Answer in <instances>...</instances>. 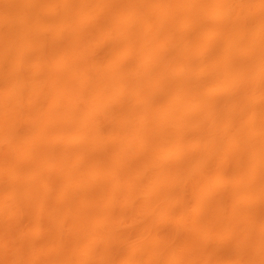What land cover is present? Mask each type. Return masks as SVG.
<instances>
[{
  "label": "bare ground",
  "instance_id": "6f19581e",
  "mask_svg": "<svg viewBox=\"0 0 264 264\" xmlns=\"http://www.w3.org/2000/svg\"><path fill=\"white\" fill-rule=\"evenodd\" d=\"M2 1V0H1ZM0 1V2H1ZM40 1V5H42L43 3H45L44 7L48 9V7L50 5H53V1L52 0H5L3 3H5V5H15L17 4L19 10L22 9L25 10L23 7H27L30 8L31 6L33 7L34 2ZM66 1V0H65ZM75 1V0H74ZM73 1V2H74ZM77 1V0H76ZM250 1V0H249ZM41 2H43L41 4ZM53 2V3H52ZM60 2V1H59ZM72 2V4H73ZM79 2L78 6L76 7L74 5V7L76 8H61L63 9L61 13L58 14V12H56L55 10L52 11V7L50 12L48 15L51 16V20L52 22H54L57 19H61L63 18L62 16L68 17L67 20L69 19V17H77L80 16L83 20L86 18L84 17L85 12L84 9L86 11V9H88V5L86 4L88 1L87 0H80L77 1ZM98 2L103 6H104L110 10L113 9V7H117L118 6H129L130 8H132V10H135L136 12H138L141 15H138L139 17L141 16V18H138L136 24H137V28L138 31L136 29V32H138L139 37H141L140 35H143V33H147V34H151L154 33V35H157V37L159 39L163 38L165 41H170L171 39H177L178 35H181V38L184 39L185 42V47L183 49H180L178 47H173L176 46V44H166L165 46L168 47L170 46L173 49V52H175V55L178 54V56H181L184 61L183 63L186 61L189 65H191L192 63H200L201 60H207V62H213L214 65V69L217 72H210L209 74V78H211V80L213 81V78L217 77L214 80L217 81H221L222 83H225L226 81L224 79H222L219 76V72L221 73L220 69H224V68H229L232 70V72L235 70H243V69H248L250 66V64H254L255 62H259V64H262L264 61V29L263 26L260 25L259 28L256 29V31H252L253 33V39L248 38L247 36H245V32L247 33V30L250 29V25L249 27L247 26L248 24V18L249 17H245L244 16V12L242 7L245 6V2L243 0H162L160 2V4L156 7H152L150 5L151 0H146L145 2L143 0H98ZM144 2V3H143ZM260 2V1H259ZM257 2V3H259ZM12 3V4H11ZM64 3V2H63ZM76 3V2H75ZM93 3V1H92ZM95 3V2H94ZM93 3V5H94ZM154 3H156V1H154ZM61 4V2H60ZM68 4V3H67ZM89 4V3H88ZM250 4V2H249ZM248 4V5H249ZM253 4V3H252ZM262 6L264 5V0H262ZM37 5V4H36ZM58 5V4H57ZM87 7H86V6ZM100 5V7H101ZM157 5V4H156ZM247 5V4H246ZM2 6V4L0 5ZM16 6V5H15ZM16 6V8H17ZM66 6V5H65ZM68 6V5H67ZM71 6V5H70ZM92 5H90L91 7ZM96 6V5H95ZM98 6V5H97ZM154 6V5H153ZM260 6V4H259ZM257 6V7H259ZM4 7V6H2ZM1 7V8H2ZM10 7V6H9ZM13 7V6H12ZM40 7V6H39ZM72 7V6H71ZM94 7V6H93ZM249 7V6H248ZM256 7V9H257ZM26 8V9H27ZM36 9V7H33ZM32 8V9H33ZM41 8V7H40ZM44 8V9H45ZM101 8V9H103ZM112 8V9H111ZM116 8V9H117ZM122 9V7H120ZM129 8V10H130ZM245 8V7H244ZM13 9V8H12ZM83 9V10H82ZM98 9V8H96ZM125 9V8H124ZM128 9V8H127ZM249 9V12L247 11V13H251L250 9L251 7L247 8ZM8 10V9H5ZM18 10V11H19ZM88 10H91L88 9ZM93 10V9H92ZM246 10V9H244ZM14 11V10H13ZM16 11V10H15ZM30 11V10H27ZM44 12V10H41ZM61 11V10H60ZM99 11V10H98ZM107 11V10H106ZM109 11V10H108ZM261 11V10H260ZM20 12V11H19ZM26 12V11H25ZM46 13L49 12L45 11ZM88 12V11H87ZM96 12V11H95ZM123 12V11H122ZM133 12V11H132ZM6 13V12H5ZM24 13V12H23ZM98 13V12H97ZM121 13V12H120ZM126 13V12H125ZM130 13V11H129ZM4 14V13H3ZM11 14V13H10ZM17 14V13H16ZM25 14L23 15V17H25ZM88 14V13H87ZM90 14V13H89ZM95 14V13H94ZM102 14V13H101ZM112 12H110L109 14H104V24L106 26L104 27H109L112 25H117L116 24V20L115 18L113 19L111 16ZM164 14V17H162ZM246 14V13H245ZM9 15V14H8ZM33 15V14H32ZM42 15V14H41ZM123 15V14H122ZM132 15V14H131ZM130 15V16H131ZM136 15V14H135ZM134 15V16H135ZM248 15V14H247ZM252 15V14H251ZM254 15H259V14H254ZM262 15V14H261ZM264 15V14H263ZM50 16H48L50 18ZM89 16V15H88ZM100 16V15H99ZM102 16V15H101ZM115 16V15H114ZM113 16V17H114ZM119 16V15H118ZM117 16V17H118ZM128 16V15H127ZM6 17H8L6 15ZM5 17V18H6ZM11 17V16H10ZM14 17V16H12ZM23 17L20 16V18L18 19V21L14 22V29L15 31H19V29H21L20 31H22L23 28H25L22 33H25L26 31H28L26 28L29 27L26 25L28 24L27 22L28 19L26 20V22L24 21L25 19H23ZM44 17V16H43ZM42 17V18H43ZM262 17V16H261ZM22 18V19H21ZM28 18V17H27ZM31 18V17H30ZM70 18V19H71ZM74 18V17H73ZM72 18V19H73ZM92 18V16H91ZM94 18V16H93ZM122 20V17H120ZM130 18V17H129ZM132 18V17H131ZM163 18V19H162ZM252 18V17H251ZM47 19V18H45ZM80 19V18H79ZM81 19V20H82ZM89 18H87L88 20ZM98 19V18H95ZM94 19V20H95ZM125 19V18H124ZM255 19V18H253ZM252 19V20H253ZM264 18H260L258 20V24H260L261 22H263ZM13 20V19H12ZM34 20V19H33ZM76 20L75 18L73 19V21ZM86 20V19H85ZM119 20V18H118ZM135 20V19H134ZM151 20H154V25L152 24ZM60 21V20H59ZM62 21V20H61ZM72 21V23H73ZM101 20L98 21V23H100ZM42 22V21H41ZM46 22V21H45ZM43 22V23H45ZM50 22V21H49ZM58 21H55V23ZM65 21H63L64 23ZM68 23H70L69 21H67ZM80 23V21H78ZM121 22V21H120ZM250 22V20H249ZM255 22V24H256ZM32 23V22H31ZM59 23V22H58ZM62 23V24H63ZM82 23V22H81ZM84 23V22H83ZM86 23V22H85ZM128 23V22H127ZM135 23V22H134ZM49 24V23H48ZM47 24V25H48ZM52 24V23H50ZM66 24V23H65ZM75 26L76 25V21H75ZM90 24V23H89ZM88 21H87V25ZM92 24V22H91ZM254 23L252 25H254L253 28H256V25ZM263 24V23H262ZM13 25L10 27V29L13 27ZM54 24H52L53 26ZM84 25V24H82ZM119 25H121L119 23ZM132 25V24H131ZM42 26V25H41ZM49 26V25H48ZM47 26V27H48ZM62 26V25H61ZM66 26H68L66 24ZM79 26V25H78ZM94 26V25H92ZM122 26V25H121ZM119 26V27H121ZM44 27V26H43ZM51 27V26H49ZM65 27V26H64ZM62 27V28H64ZM74 28V25L72 26ZM71 27V28H72ZM84 27V26H82ZM91 27V26H90ZM89 27V28H90ZM103 27V26H102ZM125 27V26H124ZM135 27V26H134ZM143 27L145 29V32H143ZM5 29V27H3ZM30 28V27H29ZM32 28V27H31ZM38 30H35L34 32L41 35L43 34L44 31L41 30V27L39 28V26L37 27ZM77 28V27H76ZM93 28V27H92ZM126 28V27H125ZM133 28V27H132ZM131 28V29H132ZM209 28L210 30H214L216 31L215 36L207 41V40H203L202 39V31L204 29ZM252 28V27H251ZM2 29V28H1ZM13 29V28H12ZM46 29V28H45ZM54 29V28H53ZM58 29V28H57ZM80 29V27H79ZM82 29V28H81ZM88 29V28H87ZM107 29V28H106ZM119 29V28H118ZM124 29V28H123ZM49 30V29H48ZM56 30V29H55ZM62 30V29H61ZM73 30V29H72ZM86 30V29H85ZM92 30V29H91ZM105 30V29H104ZM126 30V29H124ZM254 30V29H252ZM8 31V30H7ZM11 31V30H10ZM14 30H12L13 32ZM14 31V33H15ZM52 31V30H51ZM74 31V30H73ZM110 31V30H109ZM121 31V30H120ZM206 31V30H204ZM249 31V30H248ZM11 32V33H12ZM33 32V30H32ZM31 32V33H32ZM50 32V31H49ZM75 32V31H74ZM87 32V31H86ZM105 32V31H104ZM130 32V30L128 31ZM11 33L9 32V36L11 35ZM21 33V32H19ZM16 32V34H19ZM21 33V34H22ZM27 33V32H26ZM23 34L24 36H28L30 34V32L28 31V35L27 34ZM48 33V32H47ZM82 33V32H80ZM93 33V32H92ZM127 33V32H126ZM213 33V32H212ZM211 33V34H212ZM250 33V32H249ZM4 34V33H3ZM6 34V33H5ZM13 34V33H12ZM20 34V37H21ZM36 34V35H37ZM57 34V33H56ZM114 34V33H113ZM125 34V33H124ZM134 34H135V30H134ZM137 34V33H136ZM146 34V35H147ZM205 34V33H204ZM203 34V35H204ZM209 33H207L208 35ZM1 35V34H0ZM8 35V34H7ZM14 35V36H13ZM13 37H16L15 34H13ZM22 35V36H23ZM62 35V34H61ZM79 35V34H78ZM93 35V34H92ZM117 35V34H116ZM122 35V34H121ZM206 35V36H207ZM214 35V34H213ZM5 36V35H4ZM8 36V37H9ZM11 36V37H12ZM19 36V35H17ZM25 36V37H26ZM49 36V35H48ZM59 36V35H58ZM71 36V35H70ZM73 36V35H72ZM136 36V35H135ZM138 36V35H137ZM136 36V37H137ZM151 36V35H150ZM149 36V37H150ZM153 36V35H152ZM202 36V37H201ZM252 36V35H251ZM12 37V38H13ZM19 37V38H20ZM24 37V38H25ZM45 37V35H44ZM78 37V36H77ZM99 37V36H98ZM135 37V38H136ZM205 37V36H204ZM2 38V37H0ZM11 38V39H12ZM23 38V39H24ZM30 38V37H29ZM43 38V37H42ZM42 38L39 40V42L42 41ZM68 38V37H67ZM134 38V37H133ZM133 38L128 37L127 35H123L119 38H114V39H110L111 44L109 46H111L114 43H119L123 49H125L122 53L123 58H126L125 61L124 59L123 62L121 63H117V64H121L118 68L117 71L118 73L122 72L125 73V76H128L129 74H132V80H133V84L135 85L134 88L137 89V91L133 92L134 89L132 87V93H134V96H140L141 99L143 97V95H147L144 100H138L133 104H138V106L140 105L142 108L146 105L148 106L151 110L150 112L148 111L149 108L145 107V112L143 114V116L141 117V119L137 122L138 124V129H137V133L133 132V134H138L135 136H127L126 138H124V133H123V138L118 142L119 146L121 149H126L128 146L130 147L132 144L135 145H141L139 147L138 150H132L134 152H132L130 155H128V153H126L128 156L124 155L125 159H123L122 163L124 164V167L126 168L125 171H122L124 169H119L118 172H116V174L113 175V177H110L109 179H104L102 181H95L94 180L92 182H87V179H85V176L81 174V172L78 173V171L81 169L78 168H69L68 165V161L66 159L67 155L70 153H73L70 148L73 147L74 144H76V142L69 140V135L70 133L67 132V136L65 135V138H63L62 142H58V140L56 142L53 141L52 138V134H56L57 132H61L63 130V132H66V129L69 128L68 125H64L63 123L61 124L64 127H59L58 128V124H60L59 120L64 119L66 116V111H68L69 108H71V103L74 105V107H72V111L75 112V117H73V122L71 121V123L69 125H71V128H73V133L75 132H79L84 130L85 132L88 133V131H91L94 129L93 127V120L96 119V117L93 119L91 118L92 116L89 115L90 112L88 113V111L86 112V109H82L80 108V111L83 112L79 114V108L76 109L77 107H75L76 103L78 102L77 100H79L77 96L72 95L73 98L77 100H75V102H72L71 98L68 97V101L66 100L67 95H71L72 93L70 92L72 89H70L71 87V81L70 82V78H73L75 81V76L76 74H78L77 72H75V68L78 64L81 65L82 62L86 63L89 62L90 57L93 58V55L95 54V52L92 55H89V53H87V59L86 56L84 55L82 57V55H79L78 51H76L75 44L73 43V38L70 39H66V45L67 48L71 50L68 55H67V59L69 61L65 62L62 61L63 63L65 62V65L62 67V70L60 69L59 73H63L65 81H67V83H63V87L61 85V87L57 90L64 96V100H63V106L62 104L60 106L56 107L57 112L61 115L57 113L54 115L50 114L48 115V117H46L45 121L43 119H41L37 114V120L34 119L36 118L34 115V120H36V122L38 121H42L44 123V126L47 125L48 127V131H51V138L48 137V135L45 134V136H47L46 141H42L39 143H34L31 144L32 146H36V153L37 151L40 150V148L45 147L48 148V155H52V158H59V160H51L52 164H54V167L52 165L51 167V163L48 164L50 165V168L53 169H57L55 168L58 167V173H71V175H75V177H71L73 179H75V184H77L78 189L77 193H73L72 189L71 192L73 194H69L68 196L65 197H61L62 199H60V203H62V205H60V211L62 208V214H66V219L63 221L62 223V228L61 230L56 233L59 237L60 240V245H59V250H58V257L57 258H63L65 261V264H87V256L89 257H93L94 254L98 255L99 251H105L106 254L109 257H113L112 255L115 256V263H123L125 262V260L123 261V259H126V262L123 264H227L225 261V257H230L233 260V264H264V230L259 228V222L261 221V217L260 215L262 214L261 212L264 210V205L263 204H259V199L264 198V190H258L257 188H264V116H262V114L264 113V82H258L256 83V85L254 84L253 87H251L253 85V83H251L252 81H249V79H247L249 82H247L245 80V77L243 78L247 84V86L250 88L251 90H260L262 89L261 93H259L257 95L256 91H255V95L254 93H252L253 98L246 97L244 94V99H240V95L239 92L240 90H242L243 88H245L243 85L240 86L239 84L235 83L234 81H232L234 79H230L229 80V93H225L227 89H225V85L223 87V89H225L224 91L219 90V91H213L210 92L208 90L207 87H204L205 89H203V91H195V87H197V90H199L200 88H198L197 84L199 83L200 78L197 77L196 75H191V73L193 72V70H191L188 66L187 70L190 69V71H181L179 73H173L171 79L169 80V82L166 83L167 85H173V84H178L181 85L183 89H180V93L186 92V99H184V101H182L180 103V100H170L167 96L168 92L167 91H162L158 90L157 91H152L150 94H148V87L146 88L145 85H147L146 82H144V80H148L151 79L153 77H157L158 78V74L160 73L157 71V66L153 65L152 62L149 63L146 60V55L149 53V50H153V43L155 39L151 40L149 38L142 40L141 42H138V45H133L132 42L134 41ZM152 38V37H151ZM210 38V37H209ZM33 39V36H32ZM72 39V40H71ZM88 39V38H87ZM91 39V38H90ZM103 39V38H102ZM105 39V37H104ZM175 39V40H176ZM208 39V38H207ZM240 39L244 40L246 42H248L249 44L254 43L255 47L253 48V55L251 54V58L249 60H245L243 58V56L241 55V53L239 52V47H240ZM3 40V39H1ZM15 40V38H14ZM76 40V38H75ZM84 40V39H83ZM97 40V39H96ZM138 40V39H137ZM163 40V41H164ZM174 40V41H175ZM249 40V41H247ZM13 41V39H12ZM32 41V40H29ZM36 41V40H35ZM46 41V40H43ZM42 41V42H43ZM64 41V40H63ZM136 41V39H135ZM134 41V42H135ZM38 42V43H39ZM41 42V43H42ZM78 42V41H77ZM75 42V43H77ZM182 42V41H181ZM195 42V43H194ZM4 43V42H3ZM10 43V42H9ZM14 43V42H13ZM12 43V44H13ZM25 43V42H24ZM64 43V42H63ZM109 43V42H108ZM137 42H135L136 44ZM157 43V42H156ZM159 43V42H158ZM197 43V44H196ZM19 44V42H18ZM21 44V43H20ZM35 44V43H34ZM105 44V43H104ZM130 44H132V46L130 47ZM160 44V43H159ZM162 44V43H161ZM195 44V45H194ZM242 44V41H241ZM244 44V43H243ZM246 44V43H245ZM32 45V44H31ZM47 45V44H46ZM45 45V46H46ZM50 45V44H49ZM61 45V44H60ZM118 45V44H117ZM152 48H151V46ZM1 46V45H0ZM42 46V44L40 45ZM114 46V45H113ZM155 46V45H154ZM164 46V45H163ZM162 46V47H163ZM242 46V45H241ZM250 46V45H249ZM14 47V46H13ZM16 47V46H15ZM120 47V46H119ZM130 47V48H129ZM161 47V46H160ZM187 47H189L187 49ZM247 47V46H246ZM7 48V47H4ZM26 48V46H25ZM109 48V47H108ZM112 47H110L111 49ZM156 48H159V46ZM169 48V47H168ZM207 48V49H206ZM248 48V47H247ZM20 49V48H18ZM24 49V47H23ZM46 49V48H45ZM241 49V48H240ZM244 49V48H243ZM246 49V48H245ZM8 50V49H7ZM17 50V49H16ZM27 50V49H26ZM64 50V51H65ZM121 50V49H120ZM156 50V49H155ZM202 50V51H201ZM242 50V49H241ZM249 50V49H248ZM9 51V50H8ZM40 51V49H39ZM91 51V50H90ZM158 52H160L159 50H157ZM201 51V52H200ZM252 51V50H251ZM5 52V51H4ZM12 52V51H11ZM34 52V51H33ZM86 52V51H85ZM92 52V51H91ZM146 52H148L146 54ZM157 52V53H158ZM163 52V50H162ZM165 52V50H164ZM13 53H15L13 51ZM21 54L25 53V51H21ZM19 53V54H20ZM27 53V52H26ZM43 53V52H42ZM45 53V52H44ZM112 54V52H110ZM114 53V52H113ZM119 53V52H118ZM161 53V52H160ZM159 53V54H160ZM221 54V58L222 56H225V61L220 63L218 62V56ZM245 53V52H244ZM16 54V53H15ZM29 54V53H27ZM58 54V53H57ZM61 54V53H60ZM85 54V53H84ZM103 54V53H102ZM101 54V55H102ZM224 54V55H222ZM243 54V53H242ZM18 55V54H17ZM43 55V54H42ZM59 55V54H58ZM89 55V57H88ZM115 55V54H114ZM121 55V54H120ZM150 55V54H149ZM164 55V54H163ZM167 55V54H166ZM164 55L162 57V59H164L163 62H165V59L167 58V56ZM249 55V54H248ZM4 56V55H3ZM10 56V55H9ZM16 56V55H15ZM23 56V55H20ZM19 56V57H20ZM30 56V55H29ZM36 56V55H35ZM41 56V54H40ZM44 56V55H43ZM95 56V55H94ZM97 56V55H96ZM112 56V55H111ZM153 56V55H152ZM246 56V54H245ZM1 57V56H0ZM7 57V56H6ZM83 59H82V58ZM149 57V56H147ZM151 57V56H150ZM175 57V56H174ZM248 57V56H247ZM250 57V55H249ZM18 58V56L16 57V59ZM30 58V57H29ZM96 58V57H94ZM161 58V55H160ZM14 59V58H13ZM45 59V58H44ZM84 59H86L84 61ZM89 59V60H88ZM118 59V60H119ZM149 59V58H148ZM1 60V59H0ZM65 60V59H64ZM114 60V58H113ZM161 60V59H160ZM167 60H169L167 58ZM180 60V59H178ZM17 61V60H16ZM20 61V60H19ZM30 61V60H29ZM33 61V60H32ZM36 61V60H34ZM38 61V60H37ZM46 61V60H45ZM54 61V60H53ZM52 61V62H53ZM60 61V58H59ZM82 61V62H81ZM93 61V59L91 60ZM116 61V60H115ZM215 61V62H214ZM223 61V59H222ZM10 62V61H8ZM155 62V61H154ZM174 62V61H173ZM172 62V63H173ZM179 62V61H178ZM206 62V61H205ZM204 62V63H205ZM218 62V63H216ZM262 62V63H260ZM19 63V62H17ZM16 63V64H17ZM34 63V62H33ZM84 63H82L84 65ZM160 63V62H159ZM169 63V62H168ZM208 63H206L208 65ZM6 64V63H5ZM10 64V63H9ZM22 64V63H21ZM62 64V63H61ZM111 64V63H110ZM109 64V65H110ZM115 64V63H114ZM113 64V65H114ZM155 64V63H154ZM164 64V63H163ZM162 64V65H163ZM182 64V63H181ZM256 64V63H255ZM19 65V64H18ZM29 65V64H28ZM37 65V64H36ZM42 65V64H41ZM158 65V63H157ZM161 65V66H162ZM166 65V64H165ZM168 65V64H167ZM173 65V64H172ZM193 65V64H192ZM202 65V64H201ZM206 65V66H207ZM210 65V64H209ZM5 66V65H4ZM79 66V65H78ZM159 66V65H158ZM184 66V65H183ZM198 66V65H197ZM206 66H203L206 68ZM255 66V65H254ZM260 66V65H257ZM3 67V66H2ZM6 67V66H5ZM11 67V65H10ZM18 67V66H16ZM36 67V66H34ZM40 67V66H39ZM38 67V68H39ZM172 67V66H171ZM169 67V68H171ZM181 67V66H180ZM199 67V66H198ZM212 67V66H211ZM209 67V68H211ZM256 67V66H255ZM37 68V67H36ZM43 68V66H42ZM113 68V67H112ZM114 68L117 69V67L115 66ZM163 68V67H162ZM166 68L168 69V67L166 66ZM164 68V69H166ZM193 68V67H192ZM195 68V67H194ZM208 68V70H209ZM253 68V67H252ZM251 68V69H252ZM3 69V68H2ZM11 69V68H10ZM21 69V68H20ZM19 69V71H20ZM41 69V68H40ZM39 69V70H40ZM75 71H74V70ZM108 69V68H107ZM161 69V68H160ZM212 69V70H214ZM262 69V68H260ZM16 70H18V68H16ZM95 70V69H94ZM102 70V69H101ZM111 71V69H109ZM181 70V69H180ZM207 70V71H208ZM249 70V69H248ZM253 70V69H252ZM6 71V70H5ZM42 71V70H41ZM74 71V72H73ZM95 71H98L97 69ZM166 71V70H165ZM168 71V70H167ZM166 71V73H167ZM206 71V70H205ZM210 71V70H209ZM226 71V69L224 70ZM256 71V70H255ZM261 70H259L260 73ZM4 72V71H3ZM12 72V69H11ZM22 72V71H21ZM20 72V73H21ZM34 72V71H33ZM92 72V71H91ZM103 72V70L101 71V73ZM108 72V71H107ZM106 72V74L102 73L103 76L102 78H106L107 76L109 77H114L113 75L109 74ZM113 72V71H112ZM164 72V71H163ZM231 72V73H232ZM238 72V71H237ZM249 73H251L250 71H248ZM246 71V73H248ZM2 73V72H1ZM13 73V72H12ZM18 73V72H17ZM23 73V72H22ZM58 73V72H57ZM75 73V74H74ZM128 73V74H127ZM162 73V72H161ZM234 73V72H233ZM245 73V72H244ZM262 73V72H261ZM11 73H7L6 75H8V78H11L13 76V74ZM16 73H14L15 75ZM50 74V73H47ZM168 74V73H167ZM166 74V75H167ZM170 74V73H169ZM200 74V73H199ZM228 74V73H227ZM241 74V71H240ZM2 75V74H1ZM17 75V74H16ZM61 75V74H60ZM116 75V74H114ZM118 75V74H117ZM165 75V73H164ZM222 75V74H221ZM224 75V74H223ZM222 75V76H223ZM226 75V74H225ZM236 75V74H235ZM243 75V74H241ZM10 76V77H9ZM50 76V75H49ZM78 76H80L78 74ZM87 76V75H86ZM123 76V75H122ZM121 76V77H122ZM162 76V75H161ZM248 76V75H246ZM250 76V75H249ZM254 76V75H253ZM16 77V76H15ZM14 76L12 77L13 79L15 78ZM19 75L15 78V79H19L18 78ZM21 77V75H20ZM32 77V76H31ZM77 77V76H76ZM160 77V76H159ZM163 77V76H162ZM170 77V76H169ZM228 77V75H227ZM226 77V78H227ZM236 77V76H235ZM258 77V75H257ZM2 78V77H1ZM34 78V77H33ZM39 78V77H38ZM63 78V77H60ZM63 78V80H64ZM110 78V79H111ZM116 78V77H114ZM125 77H123L124 80ZM165 78V77H164ZM168 78V77H167ZM225 78V77H224ZM230 78V77H229ZM238 78V77H237ZM237 78H235L234 80H236ZM242 78V77H241ZM253 78V77H252ZM256 78V77H255ZM6 79V78H5ZM25 79V78H24ZM51 79V78H50ZM49 79V80H50ZM113 79V78H112ZM111 79V80H112ZM120 79V78H119ZM239 79V78H238ZM262 79V78H261ZM62 80V81H63ZM95 80V79H94ZM159 80V79H158ZM209 80V79H208ZM228 80V78L226 79ZM8 80H6L7 82ZM16 81V80H15ZM30 81V79H29ZM33 81V80H32ZM35 81V80H34ZM78 81V80H77ZM117 81V79H116ZM122 81V80H121ZM125 81V80H124ZM164 81V80H163ZM256 81V80H255ZM5 82V83H6ZM13 81H11V83H13ZM19 82V81H18ZM31 82V81H30ZM61 80H59V84ZM64 82V81H63ZM79 82V81H78ZM119 82V81H117ZM198 82V83H197ZM228 82V81H227ZM238 82V81H237ZM243 81H241L240 83H242ZM244 82V83H245ZM254 82V81H253ZM26 83V82H25ZM28 83V82H27ZM26 83V84H27ZM94 83V82H93ZM132 83V82H131ZM149 83V82H148ZM151 83V82H150ZM149 83V90H151V84ZM243 83V84H244ZM3 84V83H2ZM17 84V83H15ZM108 84V83H107ZM115 84V83H114ZM127 84V83H126ZM125 84V85H126ZM196 86H195V85ZM200 84V83H199ZM198 84V85H199ZM93 85V84H92ZM111 85V83H110ZM154 85V84H153ZM167 85H165V89L167 87ZM1 86V85H0ZM53 86V85H52ZM95 86V85H94ZM105 86V85H104ZM127 86V85H126ZM125 86V89H126ZM195 86V87H194ZM227 86V85H226ZM32 87V86H31ZM73 87V86H72ZM71 87V88H72ZM88 86H86L87 88ZM115 87V85L113 86ZM117 87V86H116ZM128 87V86H127ZM142 87L144 89H142ZM158 87V85H157ZM156 87V88H157ZM171 87V86H170ZM177 87V86H175ZM211 87V86H210ZM218 87V86H217ZM84 88V87H83ZM121 88V87H120ZM154 88V87H153ZM168 88V87H167ZM19 89V88H18ZM24 89V88H23ZM36 90V88H34ZM68 89H70L68 91ZM77 89V88H76ZM96 89V88H95ZM94 89V90H95ZM135 89V90H136ZM164 89V88H163ZM169 89V88H168ZM194 90L193 92L189 93V90ZM246 89V88H245ZM17 90V89H16ZM28 90V89H27ZM82 90V89H81ZM122 90V89H120ZM248 90V89H247ZM8 91V90H7ZM13 90H11L10 94L12 93ZM24 91V90H23ZM31 91V90H30ZM53 91V90H52ZM70 92V93H67ZM73 91V90H72ZM109 91V90H108ZM113 91V90H112ZM117 91V90H116ZM147 91V94L146 92ZM169 91V90H168ZM20 92V91H19ZM97 92V91H96ZM101 92V90H100ZM129 92V90H128ZM164 92V93H163ZM167 92V93H166ZM178 92V91H177ZM197 93V96L200 95L203 98H205V101L202 103L198 104V100L197 101V107L199 105V107L194 110V111H190L191 108L193 106H191L192 104H195L194 101H196L197 97L195 96ZM208 92V93H207ZM228 92V91H227ZM246 92V91H245ZM251 93V91H249ZM263 92V94H262ZM8 93V92H7ZM33 93V92H32ZM54 93V92H52ZM67 93V94H66ZM76 93V92H75ZM99 93V92H97ZM112 93V92H111ZM143 93V94H141ZM145 93V94H144ZM243 93V92H242ZM248 93V91H247ZM249 93V94H250ZM9 94V95H10ZM20 94V93H19ZM74 94V93H73ZM77 94V93H76ZM96 94V93H95ZM102 94V93H101ZM118 94V93H117ZM124 94V93H123ZM136 94V95H135ZM178 94V93H177ZM195 94V95H194ZM12 95V94H11ZM23 95V94H22ZM61 95V94H60ZM79 95H81L79 93ZM105 95V94H103ZM114 95V94H113ZM112 95V97H113ZM121 95V94H120ZM126 95V94H125ZM131 95V94H130ZM183 95V94H181ZM251 95V94H250ZM8 97V95H6ZM20 96V95H18ZM47 96V95H46ZM56 96V95H55ZM84 96V95H83ZM92 96V94H91ZM127 96V95H126ZM129 96V95H128ZM156 98H154V97ZM172 96V95H171ZM13 97V96H12ZM11 97V98H12ZM23 97V96H21ZM58 97V96H57ZM90 97V96H89ZM105 97H108L105 95ZM152 97L154 98V100L152 102L149 99H152ZM177 97V96H175ZM196 97V98H195ZM200 97V96H199ZM198 97V98H199ZM200 97V98H202ZM10 98V99H11ZM16 98V95L15 97ZM50 98V97H49ZM48 98V99H49ZM62 98V96H61ZM115 98V97H114ZM129 98V97H128ZM132 98V97H131ZM202 98V99H203ZM1 99V98H0ZM8 99V98H6ZM33 99V98H31ZM51 99V98H50ZM54 99V97L52 98ZM69 99H70V104H69ZM97 99V97H96ZM135 99V98H134ZM137 99V98H136ZM139 99V98H138ZM160 99V101L157 103H155L156 100ZM3 98L0 100L1 103L3 102V104L1 105L2 108H5L4 104L5 101ZM22 100V99H21ZM45 100V99H44ZM47 100V99H46ZM73 100V101H74ZM83 102H82V101ZM94 100V99H93ZM92 100V101H93ZM98 100V99H97ZM29 101V100H28ZM62 100H58V102H60ZM83 106L84 104V99L80 98L79 100ZM87 101V100H86ZM113 101V100H112ZM117 101V100H116ZM9 102V101H8ZM53 102V101H52ZM54 101V103L56 105H58L57 103ZM133 102V101H132ZM148 102V103H147ZM0 103V104H1ZM10 103V102H9ZM17 103V102H16ZM34 103V102H33ZM79 103V102H78ZM77 103V105H78ZM87 104V102H85ZM131 103V101H130ZM147 103V104H145ZM154 103V104H153ZM184 103V106L182 105ZM13 104V103H12ZM31 104V102H30ZM43 104V103H42ZM45 104V103H44ZM53 104V103H52ZM19 105V104H18ZM29 105V104H28ZM37 105V104H36ZM108 105V104H107ZM129 105V103H128ZM7 106V105H6ZM35 106V105H34ZM46 106V105H43ZM71 106V107H70ZM80 106V104H79ZM82 106V107H83ZM87 105H85L86 107ZM93 106V104H92ZM91 106V107H92ZM109 106V105H108ZM107 106V107H108ZM133 106V105H130ZM183 106V107H182ZM0 107V112L3 115V111L4 109H1ZM32 107V106H31ZM81 107V106H80ZM83 107V108H85ZM102 107V106H99ZM98 107V108H99ZM107 107H105L104 109L101 108L102 110H98L99 112H101L100 114H98V116L100 118H104L106 117L104 120L109 121L108 125H114L115 122L119 123L120 120L116 121L115 119H111L110 122V118L108 115V112H110V107H108L109 109H107ZM9 108V107H8ZM54 108V105L53 107ZM75 108V109H74ZM94 108V106H93ZM140 108V107H139ZM140 108V109H142ZM10 109V108H9ZM74 109V110H73ZM82 109V110H81ZM138 109V108H136ZM144 109V108H143ZM193 109V108H192ZM3 110V111H2ZM13 110V109H12ZM20 110V109H18ZM40 110V109H39ZM49 109H47L48 111ZM52 110V109H51ZM76 110V111H75ZM112 110V109H111ZM11 111V110H9ZM16 111V110H15ZM14 111V113H15ZM41 111V110H40ZM43 111V110H42ZM46 111V110H45ZM55 111V110H54ZM79 111V112H77ZM93 111V110H92ZM91 111V112H92ZM134 111V110H133ZM140 111V110H139ZM155 111V113H154ZM17 112V111H16ZM51 112V111H50ZM71 112V110H70ZM95 112V111H93ZM97 112V111H96ZM137 112V111H136ZM149 112V113H148ZM157 112V113H156ZM159 112V113H158ZM190 112V113H189ZM0 113V114H1ZM48 113V112H47ZM69 113V112H68ZM73 113V112H72ZM86 113V114H85ZM111 113V112H110ZM43 114V113H42ZM93 114V113H92ZM130 114V113H129ZM22 115V114H21ZM72 115V114H71ZM94 115V114H93ZM96 115V114H95ZM112 115V114H111ZM124 115V114H123ZM132 115V114H131ZM137 115V114H136ZM1 116V115H0ZM15 116V117H14ZM13 117L15 118V120H11L10 121H14L12 123L17 125V119L16 115H14ZM32 116V115H31ZM45 116V115H44ZM108 116V119H107ZM127 116V115H126ZM10 117V116H9ZM21 117V116H20ZM33 117V116H32ZM43 117V116H41ZM130 117V115H129ZM128 117V118H129ZM2 118V117H0ZM71 118V117H70ZM99 118V119H100ZM140 118V116H139ZM21 119V118H20ZM41 119V120H40ZM98 119V120H99ZM127 119V118H126ZM138 119V118H137ZM215 121H213V120ZM1 120V119H0ZM7 120V119H6ZM67 120V119H66ZM71 120V119H70ZM103 120V119H102ZM103 120V122H104ZM123 120V119H122ZM125 120V119H124ZM124 120L120 121L121 124H117L119 126L123 125L125 122ZM128 120V119H127ZM135 120V119H134ZM211 120L210 125H205L206 121ZM68 121V120H67ZM95 121V120H94ZM100 121V120H99ZM98 121V122H99ZM1 122V121H0ZM32 122V121H30ZM35 122V121H34ZM106 122V121H105ZM124 122V123H123ZM127 122V121H126ZM130 122V121H129ZM2 123V122H1ZM10 123V122H9ZM25 123V122H24ZM28 123V122H27ZM40 123V122H39ZM66 123V122H65ZM114 123V124H113ZM34 124V123H33ZM37 124V123H36ZM34 124V125H36ZM19 125V124H18ZM28 125V124H27ZM32 125V124H31ZM95 125V124H94ZM133 125V124H132ZM30 126V125H29ZM65 126L67 128H65ZM134 126V125H133ZM132 126V127H133ZM8 127V126H7ZM15 127V125H14ZM122 127V126H121ZM137 127V126H136ZM96 128V127H95ZM98 128V127H97ZM101 128V127H100ZM135 128V127H134ZM18 129V128H16ZM24 129V128H23ZM50 129V130H49ZM99 129V128H98ZM117 129H119V127H117ZM121 129V128H120ZM11 130V129H10ZM28 130V129H27ZM116 130V129H115ZM128 130V129H127ZM130 130V129H129ZM134 131H136L135 129H133ZM207 132V138L209 139L208 143L206 146H204L203 148L198 149L197 151H195L194 153H182V154H177L174 158L175 159H169V157L167 156L164 157L161 150V146L160 144H164V142H169V144L173 143L178 149V147L181 145L179 142V140L181 138H184L188 133V131L192 134V136H194L195 134L200 135L202 131ZM3 131V130H2ZM21 131V130H20ZM42 131V130H41ZM69 131V130H68ZM95 131V130H93ZM260 131V133L263 135L262 139H263V144L261 143V141H256L254 138L255 133L257 135V132ZM15 132V131H14ZM27 132V131H24ZM43 132V131H42ZM62 132V133H63ZM127 132V131H126ZM16 133V132H15ZM30 133V132H29ZM203 133V132H202ZM1 134V131H0ZM14 134V133H12ZM93 134V133H92ZM91 134V135H92ZM96 134V133H95ZM93 134V135H95ZM15 135V134H14ZM19 135V134H18ZM75 135V134H74ZM73 135V136H74ZM86 135V134H85ZM98 134H96L94 137L90 136V138L88 139L89 141H86V144L81 143V145H77V151L80 152H84L87 155H92L91 153L92 151V145L94 142V139L92 140V138H96ZM25 136V135H24ZM28 136V135H27ZM58 136V134H57ZM64 136V135H63ZM72 136V137H73ZM117 136V134L115 135ZM120 136V135H119ZM121 136V137H122ZM204 136V135H203ZM260 136V135H259ZM1 137V136H0ZM9 137V136H7ZM23 137V136H22ZM21 137V138H22ZM55 137V136H54ZM71 137V135H70ZM120 137V138H121ZM257 137V136H256ZM15 138V137H14ZM57 138V137H55ZM86 138V137H85ZM115 138V137H114ZM186 138V137H185ZM20 139V137H19ZM46 139V138H45ZM62 139V138H60ZM71 139V138H70ZM75 139V138H74ZM87 139V138H86ZM113 139V138H112ZM116 139V138H115ZM199 139V138H198ZM204 139V138H203ZM202 139V140H203ZM206 139V138H205ZM258 139V138H256ZM2 140V139H1ZM4 140V139H3ZM7 140V139H6ZM18 140V139H17ZM23 140V139H22ZM27 140V139H26ZM56 140V139H55ZM84 140V139H83ZM92 140V141H91ZM104 140V139H103ZM184 140V139H183ZM201 140V138H200ZM15 141V140H14ZM80 141V140H79ZM114 141V140H112ZM140 141V142H138ZM151 142V145H148V148L146 149H142V147L144 148V145L147 142ZM197 141V140H196ZM18 142V141H17ZM58 142V143H57ZM96 142V140H95ZM102 142V141H101ZM157 142V143H156ZM12 143V142H11ZM99 143V142H98ZM153 143L155 145H153ZM182 143V142H181ZM19 144V143H18ZM78 144V143H77ZM96 144V143H95ZM101 144V143H100ZM103 144V143H102ZM106 144V142H105ZM111 144V143H110ZM123 144V145H122ZM168 144V143H167ZM185 144V141L182 143ZM201 144V142L199 143ZM12 145V144H11ZM30 145V146H31ZM109 145V144H108ZM135 145H132L133 147L130 149H133ZM191 145V143L189 144ZM198 145V143H197ZM4 146V145H3ZM26 146V145H24ZM29 146V149H31V147ZM99 146V145H98ZM101 146V145H100ZM106 146V145H105ZM104 146V147H105ZM126 146V148H124ZM167 146V145H166ZM171 146V145H170ZM6 147V146H5ZM110 147V146H109ZM182 147V146H181ZM185 147V145H184ZM188 147V146H187ZM200 147V145H199ZM25 148V147H24ZM33 148V147H32ZM68 148L70 151L67 152L68 150L66 149ZM108 148V147H107ZM137 148V147H136ZM180 148V147H179ZM197 148V147H196ZM11 149V148H10ZM28 149V148H26ZM38 149V150H37ZM95 149V148H94ZM99 149V148H98ZM105 149V148H102ZM101 149V150H102ZM112 150V148H109ZM135 149V148H134ZM148 149V150H147ZM163 149V148H162ZM188 149V148H187ZM22 150V149H21ZM42 150L44 151V148H42ZM67 150V151H66ZM108 149H105V151H107ZM114 150V149H113ZM129 150V149H128ZM183 150V148H182ZM23 151V150H22ZM34 151V150H33ZM41 151V150H40ZM47 151V150H46ZM110 151V150H108ZM123 151V150H122ZM163 151V150H162ZM174 151V149H173ZM12 152V151H11ZM28 152V151H27ZM45 152V151H44ZM101 152V151H99ZM125 152V151H124ZM127 152V151H126ZM131 152V151H130ZM179 152V151H177ZM10 153V152H9ZM26 153V151L24 152ZM68 153V154H67ZM75 153V152H74ZM112 153V152H111ZM115 153V152H114ZM119 153V152H118ZM123 153V152H121ZM174 153V152H173ZM172 153V154H173ZM11 154V153H10ZM14 153H12L13 155ZM80 154V153H79ZM106 154V155H105ZM175 154V153H174ZM20 155V154H19ZM31 155V154H30ZM42 155V154H41ZM85 155V154H84ZM86 155V156H87ZM102 158H106L107 161H111L113 160V158H111V156H109V154L107 155V152L104 153L101 152L99 154ZM133 155V156H132ZM27 156V155H26ZM36 156V155H35ZM38 156V155H37ZM36 156V157H37ZM55 156V157H53ZM85 156V157H86ZM97 156V155H95ZM119 156V155H118ZM121 156V155H120ZM171 156V155H170ZM34 157V155H33ZM35 157V158H36ZM45 157V155H44ZM43 157V158H44ZM72 157V156H71ZM76 157V155H75ZM78 157V156H77ZM129 157V158H128ZM9 158V157H8ZM12 158V157H11ZM32 158V157H31ZM33 159V161L38 162V166L37 167V163H32L34 164L33 166H35L36 168H40L41 163H43V160H40L39 157H37L38 159ZM42 158V157H41ZM42 158V159H43ZM48 158V156H47ZM65 158V159H64ZM68 158V157H67ZM70 158V157H69ZM84 158V157H83ZM95 158V157H92ZM97 158V157H96ZM100 158V159H102ZM122 158V157H121ZM211 158V159H210ZM19 159V158H18ZM30 159V157H29ZM50 159V158H49ZM64 159V160H63ZM99 159V158H98ZM191 160L192 162L194 161L195 165L199 168L201 165L203 166V164L205 165L207 159H210L209 164H211L212 168L215 169L214 171H216L215 173H222V174H226V170L225 169H230L229 173H232L233 176L235 177L234 179H231L232 181H227L226 179L224 180V184H222V186H213V187H208L207 186V182H202L201 178H197V180H189L187 178V172L186 173V169L187 166L185 167L183 165V162H185L184 160ZM12 160V159H11ZM46 160V158L44 159V161ZM61 160H63L61 162ZM70 160V159H69ZM80 160V159H79ZM83 160V159H82ZM89 160V159H88ZM8 161V160H7ZM13 161V160H12ZM40 161V162H39ZM47 161V160H46ZM45 161V162H46ZM67 161V162H66ZM94 160H92L91 162L88 161L89 163H87V165L90 163H92ZM101 161V160H100ZM104 161V160H103ZM9 162V161H8ZM44 162V163H45ZM80 162V161H79ZM83 162V161H82ZM96 161H94L93 163H95ZM106 162V161H104ZM117 162V161H115ZM187 162V161H186ZM18 163V162H17ZM81 163V162H80ZM112 163V162H111ZM120 163V162H119ZM189 163V162H188ZM11 164V163H9ZM31 164V165H32ZM47 164V165H48ZM76 164V163H75ZM78 164V163H77ZM106 164V163H105ZM110 164V162H109ZM114 164V161H113ZM123 164L120 165L119 168H121L123 166ZM185 164V163H184ZM19 166V164H17ZM24 165V164H22ZM48 165V168H49ZM88 165V166H89ZM108 165V164H107ZM106 165V166H107ZM12 166H14L13 169H17L15 168L16 164H12ZM91 166V165H90ZM103 168L106 170V166H104V164L102 165ZM110 166V165H109ZM115 166V164H114ZM117 166V165H116ZM115 166V167H116ZM201 166V167H202ZM208 167V165H206ZM5 167V166H4ZM23 167V166H22ZM28 167V166H27ZM43 167V165L41 166V168ZM47 167V166H46ZM96 167V166H95ZM205 167V166H203ZM10 168V167H9ZM24 168V167H23ZM102 168V170H103ZM113 168V167H112ZM112 168H110L112 170ZM193 168V167H192ZM6 169V168H4ZM30 169V167L28 168ZM32 169V168H31ZM91 169V168H90ZM94 169V168H93ZM99 169V168H98ZM101 169V168H100ZM109 169V168H108ZM107 169V170H108ZM114 169V168H113ZM117 169V167H116ZM197 169V168H195ZM22 170V169H21ZM20 170V171H21ZM27 170V169H26ZM34 170V169H33ZM32 170V171H33ZM41 170V169H40ZM84 170V169H83ZM106 170V171H107ZM186 170V171H185ZM192 170V169H191ZM51 171V169H50ZM82 171V170H81ZM89 171V169H88ZM194 171V169H193ZM18 172V171H17ZM39 173V171H37ZM101 173L103 171H100ZM99 172V173H100ZM196 172V171H195ZM208 172V169H207ZM10 173V172H9ZM23 174V172H21ZM31 173V172H30ZM33 173V172H32ZM96 173V171H95ZM98 173V174H99ZM105 173V172H103ZM113 173V172H112ZM198 173V172H197ZM6 174V173H5ZM20 174V173H19ZM26 174V171H25ZM46 174V173H44ZM48 174V173H47ZM52 174V172H51ZM91 174V173H90ZM110 174V173H109ZM194 174V173H193ZM207 174V173H205ZM221 174V175H222ZM13 175V174H12ZM54 175V174H53ZM62 175V174H61ZM67 175V174H66ZM87 175H89L87 173ZM93 175V174H92ZM203 175V174H202ZM213 175V174H212ZM215 175V174H214ZM218 175V174H217ZM2 176V175H1ZM5 176V175H4ZM37 176V175H36ZM55 176V175H54ZM84 176V177H83ZM99 177V175H97ZM195 176V175H193ZM200 176V175H199ZM197 176V177H199ZM209 176V175H208ZM207 176V177H208ZM9 179V176H7ZM22 177V176H21ZM33 177V176H32ZM45 177V176H44ZM96 178V176H94ZM103 177V176H101ZM206 177V176H205ZM223 177V176H222ZM231 177V176H230ZM3 178V177H2ZM24 178V177H23ZM29 178V177H28ZM56 178V177H55ZM91 178V177H89ZM93 178V177H92ZM107 178V177H106ZM196 178V176L194 177V179ZM215 178V177H214ZM30 179V178H29ZM36 179V178H35ZM44 179V178H41ZM40 179V180H41ZM49 179V178H48ZM64 179V178H63ZM97 179V178H96ZM207 179V178H206ZM229 179V180H230ZM37 180V179H36ZM36 180L34 181V183L36 182ZM39 180V181H40ZM46 180V179H45ZM53 180V179H52ZM69 180V179H68ZM189 180V182H188ZM60 181V180H59ZM62 181V179H61ZM223 181V180H222ZM31 182V181H30ZM28 182V183H30ZM43 182V181H41ZM40 182V183H41ZM66 182V181H65ZM71 182V181H70ZM49 183V182H48ZM51 183V182H50ZM54 183V182H53ZM60 183V182H59ZM63 183V181H62ZM67 183V182H66ZM213 183V182H212ZM68 184V183H67ZM139 184V185H138ZM220 184V182H219ZM228 184V185H227ZM45 185V184H44ZM64 185V184H63ZM138 185V187H137ZM29 186L30 189L31 186L33 187V185L29 184L28 187V191L30 192V195H37V193L35 194V191L37 192L38 190H32L34 191L33 193H31L32 191L29 190ZM72 186V184L70 185ZM112 186V187H111ZM211 186V185H210ZM40 187V186H39ZM46 187V186H45ZM51 187V186H50ZM64 187V186H63ZM108 187L112 188L113 191H109V189H107ZM36 188H38L36 186ZM72 188V187H69ZM10 189V188H8ZM14 190V188H12ZM34 189V188H33ZM39 189V188H38ZM41 189V188H40ZM39 189V190H40ZM43 189V188H42ZM49 189V188H47ZM52 189V188H51ZM65 189V188H64ZM11 190V189H10ZM141 191L140 193V200L143 201L142 199L145 200V198L147 200H158L159 202H163V201H173L175 198H180L182 200H185V202L189 199H191L190 201H194V205L190 206L192 207L193 211L187 215V217H189V219H187V221H183L184 222H180V224L177 223H173L172 221H169L164 219L161 215L159 216V218L156 220L153 219L152 217L154 216V214L152 215V213L147 214V208L145 211H143L145 209H143V207H140L139 205L137 207H133L130 206L128 208H130L129 210H127L126 208L124 209V207L121 206V208L116 207V205L119 204V201L123 198L122 203H126L125 201L128 200L127 197H129L130 200L133 199V194L136 193V191ZM9 191V190H8ZM16 192V190H14ZM52 191V190H51ZM66 191V190H64ZM79 191V192H78ZM117 191H124V195L123 197L121 196L122 193L119 192L120 195H118ZM137 191V193H138ZM191 191V194L189 193ZM42 192V191H41ZM43 192L45 194L46 197H50L49 194L44 191ZM42 192V193H43ZM56 192V191H55ZM108 192H111V194L109 195ZM12 193V192H11ZM14 193V192H13ZM18 193V192H16ZM14 193V194H16ZM39 193V192H38ZM42 199L41 201L44 200V197L42 194ZM117 193V194H116ZM27 194V193H26ZM61 194V193H60ZM121 196L120 198L117 196ZM126 194L128 196H126ZM30 195H28L29 197L27 198L28 201L30 200ZM40 195V193H39ZM38 195V196H39ZM40 195V196H41ZM49 195V196H48ZM113 195V197H112ZM23 196V195H22ZM21 196V197H22ZM56 196V195H55ZM59 196V195H58ZM126 196V199L124 200ZM138 196V197H139ZM19 197V196H18ZM33 196H31L32 199ZM118 198V202H116L117 200H115L114 198ZM25 198V196H24ZM37 197L35 196V199ZM41 198V197H39ZM51 198V197H50ZM59 198V197H58ZM57 198V199H58ZM135 198V197H134ZM18 199V198H16ZM187 199V200H186ZM15 198L13 199V201L11 202H20L19 200H15ZM22 200V199H21ZM24 200V199H23ZM26 200V198H25ZM33 200V199H32ZM46 200V199H45ZM50 200V199H49ZM53 200V199H51ZM176 200V199H175ZM179 200V199H178ZM35 203V200H33ZM40 201L39 199H36V202ZM55 201V200H54ZM129 201V200H128ZM127 201V202H128ZM157 201V203H158ZM5 202V201H4ZM3 202V204L5 205V203ZM23 202V201H22ZM31 202V201H30ZM29 202V203H30ZM134 202V201H133ZM137 202V201H136ZM145 202V201H144ZM148 202V201H146ZM150 202V201H149ZM177 202V200L175 201ZM174 202V203H175ZM183 202V201H181ZM262 202V201H261ZM264 202V201H263ZM21 203V202H20ZM25 203H28L27 201ZM24 203V204H25ZM39 203V202H38ZM59 203V204H60ZM116 203V205H115ZM132 203V202H131ZM160 203V204H161ZM188 203V202H187ZM191 203V202H190ZM9 204V203H8ZM18 204V203H16ZM40 204V203H39ZM57 204V203H56ZM123 204V205H124ZM138 204V203H137ZM136 204V205H137ZM155 204V203H154ZM164 204V203H163ZM162 204V205H163ZM179 204V203H178ZM185 203H183L184 205ZM193 204V203H192ZM15 205V204H14ZM36 205V204H35ZM52 205V204H51ZM120 205V204H119ZM129 205H131L129 203ZM161 205V206H162ZM166 205V203H165ZM175 206L177 204H174ZM181 206L182 203H180ZM179 205V206H180ZM12 206V204H11ZM10 206V207H11ZM25 206V205H24ZM29 206V205H28ZM31 206V205H30ZM39 206V205H38ZM44 206V205H41ZM40 206V208H41ZM171 206H173L171 204ZM170 206V207H171ZM174 206V207H175ZM178 206V207H179ZM116 207V209H115ZM168 207V206H167ZM4 208V207H3ZM14 208V207H13ZM34 208V207H33ZM48 208V207H47ZM51 208V207H50ZM54 208V207H53ZM150 208V207H149ZM163 208V206H162ZM161 208V209H162ZM29 209V208H28ZM121 209V210H120ZM157 209V208H156ZM159 209V208H158ZM4 210V209H3ZM55 210V209H54ZM127 210V211H126ZM168 210V209H167ZM172 211L175 212L176 215H178V213L181 212L180 208H172ZM184 210V209H182ZM187 210V209H185ZM28 211V210H27ZM33 211V210H32ZM43 211V210H42ZM129 211V212H128ZM189 211V209H188ZM191 211V210H190ZM5 212V211H4ZM13 212V210L11 211V213ZM19 212V210H18ZM26 212V211H25ZM30 212V211H29ZM45 212V211H44ZM56 212V211H55ZM8 213V211H7ZM20 213V212H19ZM35 213V212H34ZM37 213V211H36ZM42 213V212H41ZM91 213V215L89 214ZM161 213V212H160ZM189 213V212H188ZM10 214V213H9ZM23 214V213H22ZM26 214V213H25ZM29 214V213H28ZM59 214V213H58ZM152 216H151V215ZM159 214V212H158ZM157 214V215H158ZM170 215V213H167ZM20 215V214H19ZM54 215V214H53ZM87 215H89L90 219L92 217V222L91 223V227L89 226L90 223L88 222L89 217H87ZM93 215V216H92ZM166 215V214H164ZM175 215V216H176ZM181 215V214H180ZM179 215V216H180ZM186 215V213H185ZM42 216V215H41ZM63 216V215H62ZM174 215H172L173 217ZM15 217V216H14ZM20 217V216H19ZM29 217V216H28ZM59 218L61 216H58ZM168 217V216H166ZM182 217V215L180 216ZM184 217V215H183ZM264 217V216H263ZM11 218V217H10ZM56 217V219H59ZM88 218V220H87ZM17 219V218H15ZM25 219V218H23ZM41 219V217H40ZM46 219V218H45ZM49 219V218H48ZM55 219V220H56ZM175 219V217H174ZM18 220H20L18 218ZM26 220V219H25ZM180 220V219H179ZM186 220V219H185ZM263 220V219H262ZM45 221V220H44ZM49 221V220H48ZM54 221V220H53ZM59 221V220H58ZM62 221V220H61ZM181 221V220H180ZM13 222V221H12ZM57 222V221H56ZM89 223V224H86ZM2 223V221H1ZM17 223V222H16ZM39 223V222H38ZM54 223V222H53ZM126 224V228L125 229V233H128L129 235L133 236V240L137 239V240H132V238H129L131 236L128 235L127 238L129 239L130 243L128 245L124 244V245H114L113 243L110 242V236H111V232L110 230H113V228L115 227H119V225H123ZM259 223V224H258ZM6 224V223H5ZM27 224V223H26ZM45 224V223H44ZM57 224V223H56ZM124 224V225H125ZM43 225V224H42ZM49 225V224H48ZM39 226V225H38ZM51 226V224H50ZM55 226V225H54ZM143 226V227H142ZM145 226V227H144ZM8 227V226H7ZM33 227V226H32ZM40 227V226H39ZM43 227V226H42ZM59 227V226H58ZM141 227L143 228L142 230H147V232L150 234V236H148L149 238H145V237H140V229ZM48 228V227H47ZM56 228V227H55ZM212 229H216L215 231H223L227 233L228 238L224 239L220 236H216V239L212 240L214 242L212 243H208L206 242V237L211 233ZM40 230V229H38ZM53 230V229H52ZM10 231V230H9ZM44 231V230H43ZM214 231V232H215ZM42 232V230H41ZM115 232V231H114ZM113 232V233H114ZM152 232V233H151ZM159 232V233H158ZM165 234L166 236H161V233ZM214 232L212 231V233L214 234ZM40 233V232H39ZM146 233V232H144ZM29 234H31L29 232ZM28 234V235H29ZM44 234V233H43ZM115 234V233H114ZM217 234V232H216ZM219 234V233H218ZM119 235V234H117ZM143 235V234H142ZM146 235V234H145ZM212 235V234H211ZM53 236V235H52ZM120 236V235H119ZM160 236V238H159ZM45 237V236H44ZM47 237V236H46ZM209 237V236H208ZM207 237V238H208ZM224 237V235H223ZM28 238V237H27ZM31 238V237H30ZM55 238V237H50ZM57 238V237H56ZM55 238V240H56ZM113 238V237H112ZM124 238V236H123ZM211 238V237H210ZM214 238V236H213ZM21 239V238H20ZM23 240V239H22ZM30 240V239H29ZM58 240V239H57ZM86 240V241H85ZM118 240V239H117ZM124 240V239H123ZM132 240V241H131ZM15 241V240H14ZM21 241V240H20ZM26 241V240H25ZM52 241V240H50ZM54 241V240H53ZM83 241L90 247V254H86L84 253V251L86 250L85 248L86 245H84V247L82 246ZM13 242V241H12ZM31 242V241H30ZM36 242V241H35ZM57 242V241H56ZM115 242V241H113ZM122 242V241H121ZM133 242V244H132ZM33 243V242H32ZM50 243V242H49ZM15 244V243H14ZM30 244V243H29ZM45 244V243H44ZM120 244V243H119ZM131 244V245H130ZM16 245V244H15ZM23 245V244H22ZM24 246V245H23ZM39 246V245H38ZM41 246V245H40ZM57 248L58 245L56 244ZM54 246V247H56ZM14 247V246H13ZM27 247H25L26 250ZM53 248V247H51ZM50 249V248H49ZM55 249V248H54ZM12 250V249H11ZM48 250V249H47ZM52 250V249H51ZM129 250V251H128ZM19 251V250H18ZM28 251V250H27ZM40 251V250H39ZM38 251V252H39ZM49 251V250H48ZM55 251V250H53ZM66 251V252H65ZM88 251V250H87ZM12 252V251H11ZM21 252V251H20ZM52 252V251H51ZM100 252V253H101ZM104 252V253H105ZM123 252V253H122ZM129 254H128V253ZM24 253V252H23ZM22 253V255H23ZM27 253V252H26ZM32 253V252H31ZM35 253V252H33ZM88 253V252H87ZM122 253V254H121ZM124 253H126L125 255L128 257H124ZM38 254V253H37ZM55 254V253H54ZM117 254V255H115ZM20 255V254H18ZM18 255H14L15 257H18ZM21 255V257H23ZM46 255V254H45ZM56 255V254H55ZM60 255V256H59ZM87 255V256H86ZM104 255V254H103ZM121 255V256H120ZM34 256V255H33ZM49 256H51L49 254ZM63 256V257H62ZM95 256V255H94ZM123 256V257H122ZM26 257V256H25ZM24 257V258H25ZM35 257V256H34ZM117 257V259H116ZM122 257V258H121ZM19 258V257H18ZM32 258V256H31ZM97 258V256L95 257ZM99 258V257H98ZM118 258L120 259V262L118 261ZM15 259V258H14ZM42 259V258H41ZM108 259V258H107ZM31 261V259H29ZM24 262L21 261L19 264H21L22 262H24L25 264H30V261ZM62 260V259H61ZM102 260V259H101ZM123 262H122V261ZM223 260V261H222ZM231 260V259H230ZM229 260V263H230ZM18 261V260H16ZM35 261V260H32ZM61 261V264L62 262ZM92 261V260H91ZM100 261V260H99ZM30 262V263H28ZM228 262V261H227ZM13 263V262H12ZM47 263V262H46ZM103 263V262H102ZM113 263V262H112ZM33 264V263H31ZM35 264V262H34ZM57 264H59L57 262ZM92 264V263H91ZM104 264V263H103ZM231 264V263H230Z\"/></svg>",
  "mask_w": 264,
  "mask_h": 264
},
{
  "label": "rangeland",
  "instance_id": "374dc122",
  "mask_svg": "<svg viewBox=\"0 0 264 264\" xmlns=\"http://www.w3.org/2000/svg\"><path fill=\"white\" fill-rule=\"evenodd\" d=\"M1 1V0H0ZM3 2L5 1V0H2ZM0 2V5L2 4V6H4V7H2V6H0V37H2V38H0V98L2 99H4V100H2V101H5V108H2L1 107V105L3 104V102L1 103V101H0V107H1V109H4V113H3V115H2V113L0 114L1 116L0 117H2V118H0L1 120V122H0V131H1V134H0V264H19L21 261H24V262H27L29 259H31V263H33L34 264V262H35V264H57V262L59 263V264H61V261H64V259L63 258H57L58 257V250L60 249L59 248V243H60V240H59V235L58 236H55V235H57L56 233H58L60 230H61V228H62V223H63V221L66 219L65 217H66V214H62V213H60V212H62V208H61V211H60V208L59 207H61L60 205H62V203H60L59 201H60V199H62L63 197H65V196H68L69 194H73V193H77V190H79L78 189V186H77V184H75V186H74V184L73 183H75V179H73L74 177H75V175H71V173L69 174L68 172L66 173H61V174H59L58 173V167H56V165H55V168H57V169H53V168H50V165H51V167H52V165H53V167H54V164H52L51 162L53 161V160H59V158H57V157H55V156H53V157H55V158H52V155H48L47 153H48V148H46L45 149V147H42V148H44V151L42 150V148H40V150L39 151H37V153H36V146H32L31 144H34V143H39V142H42V141H46V140H48L47 139V136H45V134L46 135H48V137H50L51 138V131H48V127H47V125H45L44 126V123H43V120L45 121V119H46V117H48V115H50V114H52L53 115V113H54V115L57 113V116H58V112H57V110H58V108H57V110H56V107L57 106H60L62 103H63V100H64V96H63V94H62V91H61V93L59 92V91H57L60 87H61V85H62V87H63V83H67V81H65V78H64V75H63V73H59V71H60V69L62 70V67L65 65V62H67V61H69L66 57H67V55H68V53L71 51V50H69V49H66L65 50V48H67V45L65 44L67 41H66V39L68 40V39H70V38H73V43L76 45L75 47L77 48L76 49V51H78V53H79V55H82V57L85 55L86 56V59H87V53H89V55H92L94 52H95V56L93 55V58H91L90 57V60H89V62H86V63H84V62H82V63H84V65L81 63V65L80 64H78L77 66H76V68H75V72H77L80 76H78V74H76V76L74 77L75 78V81H74V79L73 78H71V77H69L70 79V82L71 81H73V82H71V87H70V89H72L70 92L72 93L71 95L69 94V95H67V97H66V100L68 101V97L69 98H71V99H75V98H73L72 97V95H74V96H77V97H80L81 99L83 98L84 99V104L85 105H87L86 107H85V105L83 106V104L79 101L80 100V98H78L79 100H77V97H76V99L75 100H77L78 102V105H77V103L75 104L76 106L75 107H77L76 109H78L79 108V111H80V108H82V109H86V112L88 111V113L90 112V114L89 115H91L92 117L91 118H95L96 117V119H94L92 122H93V127H94V129L93 130H95V131H93L92 130V132L91 131H88V133L87 132H85L84 130H82V131H79V132H75V133H73V128H71V125H69L70 123H71V121L73 120V117H75V112L74 111H72V107H74V105L71 103V108H69L68 109V111H66L65 113H66V116L67 117H65L64 119H62V120H59L60 122V124H58V128L59 127H64V126H62L61 124L63 123L64 125H68V127L69 128H67L66 126H65V128H67L66 129V132L64 131L63 132V130L61 131V132H57L56 134L54 133V134H52V138L51 139H53V141L54 142H56L57 140H58V142L60 141V142H62V140H63V138H65V135L67 136L68 134H67V132L68 133H70V135H71V137H70V135H69V140H71V141H74V142H76V144H74L73 145V147H71L70 148V150L71 149H73L72 150V152L73 153H67L68 155H67V157H66V159H67V161H68V165H69V168H71V167H73V168H78V169H80L79 171H78V173L79 172H81V174H82V172H83V174L82 175H84L85 176V179H87V182H92L93 180H94V182L96 181H102V180H104V179H109L110 177H113V175L114 174H116V172H118L119 171V169H124V170H122V171H124V172H126L125 171V167H124V164L122 163L124 160L123 159H125V157L126 156H128V155H130L132 152H134V151H132V150H138L139 149V147L141 146V145H135V144H132V145H135L134 146V148L133 149H130V147L132 148L133 146L131 145L130 147L128 146L127 148H126V146L124 147V148H126V149H121L122 148V146H121V148H120V146H119V143L118 142H120V141H118L117 142V140H120V139H122L123 138V133H124V138H126L128 135L130 136H135V135H138V134H135V133H137V129H138V121L141 119V117L143 116V114H144V112H145V107L147 108L149 105L147 104L148 102H149V104H150V102H152L153 100H154V98H156V97H152V99H149L150 101H148L147 103H145V104H147L148 106H144L143 108L139 105L138 106V104H133V103H135V100H136V102L138 101V100H140L141 99V97L140 96H134L133 94L134 93H132V90L134 89V91L133 92H135V91H137V89L136 88H134V84H133V80L131 79L132 77V74L130 75H128V76H125V73H118L117 71H115V70H118L119 68V66L121 65V64H117V63H121V62H123V60H121V59H124V61H125V59L126 58H123V55H122V53H123V51L125 50V49H123L122 48V46L119 44V43H114V44H112L111 46H109L110 44H111V40L112 39H114V38H119V35H120V37L121 36H123V35H127L128 37H130V38H133L134 39V41H135V39H136V41L135 42H137L136 44H135V42L133 41L132 42V44L133 45H138V42H141L142 40H144V38L145 39H147V38H149V39H151V40H153V39H155V40H153L154 41V43H153V48H152V46H151V48L152 49H154V51L152 50H149V53L148 52H146V60L149 62V63H151L152 62V64L153 65H156L157 66V71L159 72L160 70H162V71H160V73L157 75L158 76V78L155 76V77H153V78H151V79H148V80H144V82H146L147 83V85H145V87L148 89V94H150L152 91H157V89L158 90H161L162 89V91H167L168 92V95L169 96H167L170 100H180V103L182 102V101H184V99H186L185 97H186V92L185 93H183V92H181L180 93V89H183L182 88V86L181 85H178V84H173V85H167V83L169 82V80L171 79V77H172V75H173V73L175 74V73H179V72H181V71H190V69L191 70H193V69H195V70H193V72L191 73V75H196L197 74V77H199L200 78V80L201 81H199V85L197 84V86H198V88H200L199 90H197V87H195V91H203V89H205L204 87H207L208 88V86H209V88H208V90L210 91V92H215V91H219V90H222V91H224L225 89H227L228 87H229V80L230 79H233V77H234V79L235 78H237L236 80H232V81H234L235 83H237V84H241L240 86H246L245 88H243L242 90H240V91H238L239 92V95H240V99H244L245 97H244V95L246 96V97H249L250 96V98H253V96L257 93V95L259 94V93H261V91H262V89H260V90H251V87H253L254 86V84L256 85V83H257V81L258 82H264V61H263V63L262 62H260V63H262V64H259V62H255L254 64H250L249 66V70L247 69H243V70H241V69H239V70H237V71H233L232 72V70L231 69H229L228 67L227 68H224V69H220V71H221V73L219 72L218 74H219V76L222 78V79H224L226 82L225 83H222L221 81H217V80H214V79H216L215 77L213 78V81L211 80V78H209V74H210V72L212 71V72H217L213 67H214V65H213V62L211 63V62H207V60H201L200 61V63L198 64H196V63H192L191 65H189L186 61L183 63V61H184V59L181 57V56H178V54H176L175 55V52H173V49L170 47V46H168V47H166L165 45L166 44H168V43H170V41H165L163 38H161V39H159L158 37H157V35H154V33H151V34H145V33H143V35H140L141 37H139V34H138V32H136V29H137V31H138V28H137V24H136V22H137V20H138V18H141V16L139 17L138 15H141V14H139L138 12H136L135 10H132V8H130L129 6H126V7H123V6H118V8L117 7H113V9L112 10H110L109 8L107 9L105 6H104V8H103V6L98 2V0H87L88 2L86 3L87 5H88V9H90L91 8V10H88V9H86V11H85V9H84V12H85V14L86 15H84V17H86L84 20L80 17V16H78L79 18H77V17H75V16H73L76 20H74L73 21V19L71 18V17H69V19L67 20V18L68 17H65L64 18V16H62L63 18H59V19H57V20H55V21H58V22H56L55 23V21L54 22H52V18H51V16L50 15H48L50 12H52V11H54L55 9V11L56 12H58V14L59 13H61L62 12V10L63 9H65V8H76L79 4V2H77V1H80V0H52L53 2V5H50L49 7H48V9L47 8H45L44 7V5H45V3H43V2H41V4L42 5H40V1H37V2H34V5H33V7H36V9L35 8H33L32 6L30 7V8H25V7H23L25 10H23L22 9V11H21V9L19 10V8H18V6H17V4H15L16 6H17V8H16V6L15 5H5V3H3V2ZM61 2V4H60V2ZM74 1V2H73ZM92 1H93V3H94V5H93V3H92ZM144 2L146 1V0H143ZM154 1H156V3H154ZM162 0H151V2H150V5L152 6V7H157L159 4H160V2H161ZM245 3V8L244 7H242V9H243V11H245L244 12V16L247 18V17H249L248 19L250 20V22H249V20H248V24H247V26L249 27V24H251L250 25V29H248L247 30V33L245 32V36H247L248 38H250L251 37V39H253V32L254 31H256V29L257 28H259V26L260 25H262L263 26V29H264V19H263V22H261L260 24H258L257 22H258V20H259V17L260 18H264V5L262 6V0H243ZM260 1V2H259ZM64 2V3H63ZM72 2H73V4H72ZM76 2V3H75ZM143 2V3H144ZM249 2H250V4H249ZM257 2H259V3H257ZM68 3V4H67ZM89 3V4H88ZM253 3V4H252ZM12 4V3H11ZM37 4V5H36ZM58 4V5H57ZM76 4V5H75ZM157 4V5H156ZM247 4V5H246ZM249 4V5H248ZM259 4H260V6H259ZM66 5V6H65ZM68 5V6H67ZM72 7H71V6ZM74 5L76 6V7H74ZM90 5H92L91 7H90ZM96 5V6H95ZM98 5V6H97ZM100 5H101V7H100ZM154 5V6H153ZM10 6V7H9ZM13 6V7H12ZM41 8H40V7ZM55 6V7H54ZM86 6V5H85ZM94 6V7H93ZM251 7V9H250V12L251 13H247V11L249 12V9H247V8H249V7ZM257 6H259V7H257ZM2 7V8H1ZM52 7H54V8H52ZM65 7V8H64ZM87 7V6H86ZM120 7H122V9L120 8ZM256 7H257V9H256ZM13 8V9H12ZM33 8V9H32ZM45 8V9H44ZM51 8H52V11H50L51 10ZM61 8H63V9H61ZM96 8H98V9H96ZM101 8H103V9H101ZM117 8V9H116ZM125 8V9H124ZM128 8V9H127ZM129 8H130V10H129ZM5 9H8V10H5ZM93 9V10H92ZM244 9H246V10H244ZM14 10V11H13ZM16 10V11H15ZM20 12H19V11ZM27 10H30V11H27ZM41 10H44V12L43 11H41ZM49 10V12H45V11H48ZM61 10V11H60ZM83 10V9H82ZM99 10V11H98ZM107 10V11H106ZM109 10V11H108ZM261 10V11H260ZM26 11V12H25ZM88 11V12H87ZM96 11V12H95ZM123 11V12H122ZM129 11H130V13H129ZM133 11V12H132ZM6 12V13H5ZM26 13L25 14V17H23V15H24V13ZM98 12V13H97ZM110 12H112V14H111V16H112V18L114 19L115 18V20H116V24L117 25H112V26H109V27H104V26H106L105 24H104V21H103V19H104V14H109ZM121 12V13H120ZM126 12V13H125ZM4 13V14H3ZM11 13V14H10ZM17 13V14H16ZM88 13V14H87ZM90 13V14H89ZM95 13V14H94ZM102 13V14H101ZM246 13V14H245ZM259 14L258 16L257 15H254V14ZM9 14V15H8ZM33 14V15H32ZM42 14V15H41ZM123 14V15H122ZM132 14V15H131ZM136 14V15H135ZM248 14V15H247ZM252 14V15H251ZM262 14V15H261ZM6 15L8 16V17H6ZM89 15V16H88ZM100 15V16H99ZM102 15V16H101ZM115 15V16H114ZM119 15V16H118ZM128 15V16H127ZM131 15V16H130ZM135 15V16H134ZM11 16V17H10ZM12 16H14V17H12ZM20 16L21 17H23V19H25L24 21L26 22V20L28 19V21L29 22H27L28 24L26 25V27L27 26H29V27H27L26 29L30 32V34L28 35V31H26L25 33L28 35V36H24L23 34H25V33H22V31L25 29V28H23L22 29V31H20L21 29H19V31H15V29H14V22L15 21H18L19 22V18H20ZM44 16V17H43ZM48 16H50V18L48 17ZM91 16H92V18H91ZM93 16H94V18H93ZM114 16V17H113ZM118 16V17H117ZM262 16V17H261ZM6 17V18H5ZM28 17V18H27ZM31 17V18H30ZM43 17V18H42ZM120 17H122V20H121V18ZM130 17V18H129ZM132 17V18H131ZM162 17H164V14H163V16ZM252 17V18H251ZM45 18H47V19H45ZM71 18V19H70ZM87 18H89L88 20H87ZM95 18H98V19H95ZM103 18V19H102ZM118 18H119V20H118ZM125 18V19H124ZM253 18H255V19H253ZM13 19V20H12ZM22 19V18H21ZM34 19V20H33ZM82 19V20H81ZM95 19V20H94ZM135 19V20H134ZM163 19V18H162ZM253 19V20H252ZM60 20V21H59ZM62 20V21H61ZM99 20H101L100 21V23H98V21ZM42 21V22H41ZM46 21V22H45ZM50 21V22H49ZM63 21H65L64 23H63ZM67 21H69L70 23H68ZM72 21H73V23H72ZM75 21H76V25L77 26H75ZM78 21H80V23L78 22ZM87 21H88V26H86L87 25ZM121 21V22H120ZM257 21V22H256ZM32 22V23H31ZM43 22H45V23H43ZM82 22V23H81ZM84 22V23H83ZM86 22V23H85ZM91 22H92V24H91ZM128 22V23H127ZM135 22V23H134ZM151 22H152V24L154 25V20H151ZM255 22H256V24H255ZM49 23V24H48ZM50 23H52V24H54L53 26H52V24H50ZM63 23V24H62ZM68 25V26H66V24ZM119 23L122 25H119ZM255 24L256 25V28H253L254 27V25H252V24ZM263 23V24H262ZM49 26H51V27H49ZM82 24H84V25H82ZM86 24V25H85ZM132 24V25H131ZM13 25V29L11 28L10 29V27ZM42 25V26H41ZM62 25V26H61ZM74 25V28L72 27ZM79 25V26H78ZM92 25H94V26H92ZM39 26V28L41 27V30L42 31H44L45 30V32H43V34H41V35H39V34H37V33H35L34 31L35 30H38V27ZM44 26V27H43ZM48 26V27H47ZM65 26V27H64ZM82 26H84V27H82ZM91 26V27H90ZM103 26V27H102ZM119 26H121V27H119ZM126 28H125V27ZM135 26V27H134ZM3 27H5V29L3 28ZM32 27V28H31ZM62 27H64V28H62ZM72 27V28H71ZM77 27V28H76ZM79 27H80V29H79ZM90 27V28H89ZM93 27V28H92ZM133 27V28H132ZM252 27V28H251ZM2 28V29H1ZM46 28V29H45ZM54 28V29H53ZM58 28V29H57ZM82 28V29H81ZM88 28V29H87ZM107 28V29H106ZM119 28V29H118ZM126 29V30H124V29ZM132 28V29H131ZM35 29V30H34ZM49 29V30H48ZM56 29V30H55ZM62 29V30H61ZM75 31H73V30ZM86 29V30H85ZM92 29V30H91ZM105 29V30H104ZM252 29H254V30H252ZM8 30V31H7ZM11 30V31H10ZM12 30H14L15 31V33H14V31L12 32ZM32 30H33V32H32ZM52 30V31H51ZM110 30V31H109ZM121 30V31H120ZM130 30V32H128ZM134 30H135V34H134ZM204 30H206V31H204ZM203 31H202V33L204 34H201L202 36V39L205 41V40H207V41H209V40H211L214 36H215V34H216V31H214V30H210L209 28H207V29H204ZM25 31V30H24ZM23 31V32H24ZM50 31V32H49ZM87 31V32H86ZM105 31V32H104ZM253 31V32H252ZM9 32L11 33H13V34H15V36L16 37H13L14 35L11 33V35L9 36ZM16 32L17 33H19V32H21V33H19V34H16ZM32 32V33H31ZM48 32V33H47ZM80 32H82V33H80ZM93 32V33H92ZM127 32V33H126ZM143 32H145V29H144V27H143ZM213 32V33H212ZM250 32V33H249ZM4 33V34H3ZM6 33V34H5ZM57 33V34H56ZM114 33V34H113ZM125 33V34H124ZM137 33V34H136ZM207 33H209L208 35H207ZM212 33V34H211ZM8 34V35H7ZM20 34H21V37H20ZM37 34V35H36ZM62 34V35H61ZM79 34V35H78ZM93 34V35H92ZM117 34V35H116ZM122 34V35H121ZM214 34V35H213ZM5 35V36H4ZM13 35V36H12ZM17 35H19V36H17ZM23 35V36H22ZM44 35H45V37H44ZM49 35V36H48ZM59 35V36H58ZM71 35V36H70ZM73 35V36H72ZM137 37H136V36ZM151 35V36H150ZM153 35V36H152ZM207 35V36H206ZM252 35V36H251ZM9 36V37H8ZM13 38H12V37ZM32 36H33V39H32ZM78 36V37H77ZM99 36V37H98ZM150 36V37H149ZM205 36V37H204ZM20 37V38H19ZM25 37V38H24ZM30 37V38H29ZM43 37V38H42ZM68 37V38H67ZM104 37H105V39H104ZM136 37V38H135ZM152 37V38H151ZM210 37V38H209ZM13 39V41H12V39ZM14 38H15V40H14ZM24 38V39H23ZM42 38V41L43 40H46V41H41V42H39V40ZM75 38H76V40H75ZM88 38V39H87ZM91 38V39H90ZM103 38V39H102ZM208 38V39H207ZM1 39H3V40H1ZM84 39V40H83ZM97 39V40H96ZM111 39V40H110ZM138 39V40H137ZM140 39H142V40H140ZM176 39V38H175ZM175 39H171V42H172V44L174 45V44H176V46H173V47H178V48H180V49H183L184 47H185V42H186V40L184 41V39L183 38H181V35H178V37H177V39L175 40ZM29 40H32V41H29ZM36 40V41H35ZM64 40V41H63ZM72 40V39H71ZM164 40V41H163ZM175 40V41H174ZM66 41V42H65ZM78 41V42H77ZM111 41V42H110ZM182 41V42H181ZM241 41H242V44H241ZM247 41H249V40H247ZM4 42V43H3ZM10 42V43H9ZM14 42V43H13ZM18 42H19V44H18ZM25 42V43H24ZM39 42V43H38ZM64 42V43H63ZM75 42H77V43H75ZM109 42V43H108ZM157 42V43H156ZM160 44H159V43ZM168 42V43H167ZM250 42V41H249ZM13 43V44H12ZM21 43V44H20ZM35 43V44H34ZM105 43V44H104ZM162 43V44H161ZM195 43V42H194ZM244 43V44H243ZM246 43V44H245ZM32 44V45H31ZM42 44V46H40ZM47 44V45H46ZM50 44V45H49ZM61 44V45H60ZM132 44H130V47L132 46ZM171 44V43H170ZM171 44V45H172ZM197 44V43H196ZM46 45V46H45ZM114 45V46H113ZM155 45V46H154ZM164 45V46H163ZM195 45V44H194ZM242 45V46H241ZM250 45V46H249ZM14 46V47H13ZM16 46V47H15ZM25 46H26V48H25ZM120 46V47H119ZM156 46L158 47L159 46V48H156ZM161 46V47H160ZM163 46V47H162ZM248 48H247V47ZM4 47H7V48H4ZM23 47H24V49H23ZM65 47V48H64ZM109 47V48H108ZM110 47H112L111 49H110ZM129 47V48H130ZM255 47V45H254V43H253V41H252V43L251 44H249L248 42H246V41H244V40H241L240 39V47H239V52L241 53V55L243 56V58L245 59V60H249L250 58H251V54L253 55V48ZM18 48H20V49H18ZM46 48V49H45ZM189 47H187V49H188ZM242 50H241V49ZM244 48V49H243ZM246 48V49H245ZM9 51H8V50ZM17 49V50H16ZM27 49V50H26ZM39 49H40V51H39ZM121 49V50H120ZM156 49V50H155ZM207 49V48H206ZM249 49V50H248ZM25 51V53H23V54H21L20 52L21 51ZM65 50V51H64ZM92 52H91V51ZM157 50H161L160 52H158ZM162 50H163V52H162ZM164 50H165V52H164ZM252 50V51H251ZM5 51V52H4ZM12 51V52H11ZM13 51L16 53H13ZM34 51V52H33ZM86 51V52H85ZM202 51V50H201ZM200 51V52H201ZM29 53V54H27V53ZM43 52V53H42ZM45 52V53H44ZM110 52H112V54L110 53ZM114 52V53H113ZM119 52V53H118ZM122 52V53H121ZM158 52V53H157ZM245 52V53H244ZM20 53V54H19ZM59 55H58V54ZM61 53V54H60ZM85 53V54H84ZM90 53H92V54H90ZM103 53V54H102ZM160 53V54H159ZM243 53V54H242ZM18 54V55H17ZM40 54H41V56H40ZM44 56H43V55ZM102 54V55H101ZM115 54V55H114ZM121 54V55H120ZM150 54V55H149ZM166 55L167 56V58L169 59V60H167V58L165 59V62H163L164 61V59H162V57L164 56V55ZM220 54V53H219ZM245 54H246V56H245ZM250 55V57H249V55ZM4 55V56H3ZM10 55V56H9ZM16 55V56H15ZM20 55H23V56H20ZM30 55V56H29ZM36 55V56H35ZM89 55H88V57H89ZM97 55V56H96ZM112 55V56H111ZM153 55V56H152ZM160 55H161V58H160ZM222 55H224V54H222ZM7 56V57H6ZM18 56V58L16 59V57ZM20 56V57H19ZM147 56H149V57H147ZM151 56V57H150ZM175 56V57H174ZM248 56V57H247ZM30 57V58H29ZM81 57V58H82ZM94 57H96V58H94ZM14 58V59H13ZM45 58V59H44ZM59 58H60V61H59ZM113 58H114V60H113ZM119 58H121V59H119ZM149 58V59H148ZM218 62H220V63H222V62H224L225 60V56H222V58H221V54L218 56ZM249 58V59H248ZM65 59V60H64ZM83 59V58H82ZM86 59H84V61L86 60ZM93 59V61H91ZM119 59V60H118ZM161 59V60H160ZM178 59H180V60H178ZM222 59H223V61H222ZM17 60V61H16ZM20 60V61H19ZM30 60V61H29ZM33 60V61H32ZM34 60H36V61H34ZM38 60V61H37ZM46 60V61H45ZM54 60V61H53ZM116 60V61H115ZM8 61H10V62H8ZM53 61V62H52ZM62 61H65L64 63L62 62ZM155 61V62H154ZM174 61V62H173ZM179 61V62H178ZM206 61V62H205ZM17 62H19V63H17ZM34 62V63H33ZM117 62V63H116ZM160 62V63H159ZM169 62V63H168ZM173 62V63H172ZM205 62V63H204ZM215 62V61H214ZM218 62H216V63H218ZM6 63V64H5ZM10 63V64H9ZM17 63V64H16ZM22 63V64H21ZM62 63V64H61ZM111 63V64H110ZM115 63V64H114ZM155 63V64H154ZM157 63H158V65H157ZM164 63V64H163ZM182 63V64H181ZM206 63H208V65L206 64ZM19 64V65H18ZM29 64V65H28ZM37 64V65H36ZM42 64V65H41ZM110 64V65H109ZM114 64V65H113ZM163 64V65H162ZM166 64V65H165ZM168 64V65H167ZM173 64V65H172ZM202 64V65H201ZM210 64V65H209ZM6 67H5V66ZM10 65H11V67H10ZM162 65V66H161ZM184 65V66H183ZM199 67H198V66ZM207 65V66H206ZM256 67H255V66ZM257 65H260V66H257ZM3 66V67H2ZM16 66H18V67H16ZM34 66H36V67H34ZM40 66V67H39ZM42 66H43V68H42ZM62 66V67H61ZM117 67V69L116 68H114V67ZM166 66L168 67V69L166 68ZM172 66V67H171ZM181 66V67H180ZM188 66H190L189 68L190 69H188L187 70V68H188ZM203 66H206V68L205 67H203ZM212 66V67H211ZM39 67V68H38ZM113 67V68H112ZM163 67V68H162ZM169 67H171V68H169ZM193 67V68H192ZM195 67V68H194ZM209 67H211V68H209ZM253 67V68H252ZM3 68V69H2ZM12 69V72H11V69ZM16 68H18V70H16ZM21 68V69H20ZM41 68V69H40ZM108 68V69H107ZM161 68V69H160ZM164 68H166V69H164ZM208 68H209V70H208ZM253 70H252V69ZM260 68H262V69H260ZM19 69H20V71H19ZM40 69V70H39ZM97 69L98 71H95V70ZM103 70V72L102 73H104V74H106V72L109 74V72H110V74L111 75H113L114 77H116V78H114V77H106V78H102V77H105V76H103L102 75V73H101V71ZM109 69H111V71L109 70ZM181 69V70H180ZM212 69H214V70H212ZM226 69V71H224ZM6 70V71H5ZM42 70V71H41ZM167 71V73H166V71ZM206 70V71H205ZM208 70V71H207ZM256 70V71H255ZM259 70H261L260 71V73H259ZM4 71V72H3ZM23 73H22V72ZM34 71V72H33ZM73 71V72H74ZM92 71V72H91ZM113 71V72H112ZM164 71V72H163ZM240 71H241V74H243V75H241L240 74ZM246 71L248 72V71H252L251 73H246ZM2 72V73H1ZM18 72V73H17ZM21 72V73H20ZM58 72V73H57ZM162 72V73H161ZM191 72V71H190ZM232 72V73H231ZM245 72V73H244ZM262 72V73H261ZM9 74V73H11V74H13V76L15 77H17L18 75H19V79H13L12 77L11 78H8L7 76L8 75H6V74ZM14 73H16L15 75H14ZM47 73H50V74H47ZM164 73H165V75H164ZM170 73V74H169ZM200 73V74H199ZM228 73V74H227ZM2 74V75H1ZM61 74V75H60ZM75 74V73H74ZM114 74H116V75H114ZM118 74V75H117ZM128 74V73H127ZM167 74V75H166ZM223 76H222V75ZM226 74V75H225ZM236 74V75H235ZM20 75H21V77H20ZM50 75V76H49ZM87 75V76H86ZM123 75V76H122ZM163 77H162V76ZM227 75H228V77H227ZM246 75H248V76H246ZM250 75V76H249ZM254 75V76H253ZM257 75H258V77H257ZM32 76V77H31ZM122 76V77H121ZM160 76V77H159ZM170 76V77H169ZM236 76V77H235ZM2 77V78H1ZM10 77V76H9ZM34 77V78H33ZM39 77V78H38ZM60 77H63L64 78V80H63V78H60ZM123 77H125L124 78V80H123ZM165 77V78H164ZM168 77V78H167ZM225 77V78H224ZM228 78V80H226L227 78ZM230 77V78H229ZM242 77V78H241ZM245 77V80L247 81V82H249V81H252L251 83H253V85L249 88L248 86H247V84H246V82H245V80L243 79ZM253 77V78H252ZM256 77V78H255ZM6 78V79H5ZM25 78V79H24ZM51 78V79H50ZM112 80H111V79ZM120 78V79H119ZM262 78V79H261ZM29 79H30V81H29ZM50 79V80H49ZM95 79V80H94ZM116 79H117V81H119V82H117L116 81ZM159 79V80H158ZM209 79V80H208ZM247 79H249V81L247 80ZM6 80H8L7 82H6ZM14 80V82L13 83H11V81H13ZM16 80V81H15ZM33 80V81H32ZM35 80V81H34ZM59 80H61V84H59ZM64 82H63V81ZM79 82H78V81ZM122 80V81H121ZM164 80V81H163ZM165 80H167V83H166V81ZM256 80V81H255ZM19 81V82H18ZM228 81V82H227ZM238 81V82H237ZM241 81H243L242 83H240ZM254 81V82H253ZM6 82V83H5ZM27 84H26V83ZM94 82V83H93ZM132 82V83H131ZM151 84V90H149V83ZM245 82V83H244ZM256 82V83H255ZM3 83V84H2ZM15 83H17V84H15ZM108 83V84H107ZM110 83H111V85H110ZM115 83V84H114ZM127 83V84H126ZM244 83V84H243ZM93 84V85H92ZM128 86H126V85ZM154 84V85H153ZM225 85V89H223V87H224V85ZM53 85V86H52ZM95 85V86H94ZM105 85V86H104ZM115 85V87H113ZM157 85H158V87H157ZM165 85H167V87L169 88H167L166 87V89H165ZM227 85V86H226ZM32 86V87H31ZM86 86H88L87 88H86ZM117 86V87H116ZM125 86H126V89H125ZM175 86H177V87H175ZM211 86V87H210ZM218 86V87H217ZM84 87V88H83ZM121 87V88H120ZM132 87H133V89H132ZM144 87V88H145ZM154 87V88H153ZM157 87V88H156ZM256 87H257V85H256ZM19 88V89H18ZM24 88V89H23ZM34 88H36V90L34 89ZM64 88V87H63ZM77 88V89H76ZM96 88V89H95ZM143 87H142V89H144ZM164 88V89H163ZM201 88H203V89H201ZM206 88V89H207ZM17 89V90H16ZM28 89V90H27ZM70 89H68V91L70 90ZM82 89V90H81ZM95 89V90H94ZM120 89H122V90H120ZM132 89V90H131ZM136 89V90H135ZM205 89V90H206ZM248 89V90H247ZM8 90V91H7ZM11 90H13L12 91V95L10 94V92H11ZM24 90V91H23ZM31 90V91H30ZM53 90V91H52ZM100 90H101V92H100ZM109 90V91H108ZM113 90V91H112ZM117 90V91H116ZM128 90H129V92H128ZM169 90V91H168ZM193 89L192 90H189V93L188 94H190V92H193L194 91ZM20 91V92H19ZM67 91V93H70V92H68ZM99 92V93H97V92ZM178 91V92H177ZM228 91V92H227ZM246 91V92H245ZM247 91H248V93H247ZM249 91H251V93L249 92ZM255 91H256V93H255ZM8 92V93H7ZM33 92V93H32ZM52 92H54V93H52ZM77 94H76V93ZM112 92V93H111ZM146 92V94H147V91H145ZM150 92V93H149ZM166 92V93H167ZM230 92V90H229V88H228V90H226V92L225 93H229ZM243 92V93H242ZM264 92V91H263ZM263 92H262V94H263ZM20 93V94H19ZM66 93V94H67ZM74 93V94H73ZM79 93L81 94V95H79ZM96 93V94H95ZM102 93V94H101ZM118 93V94H117ZM124 93V94H123ZM164 93V92H163ZM178 93V94H177ZM197 93H199V92H196V101H194V103L195 104H192L191 106H193L192 108H191V110L190 111H194V110H196L198 107H199V105H198V107H197V101L198 100H200V101H198V104L199 103H202V102H204L205 101V98H203L202 96H201V93H200V95H198L197 96ZM208 93V92H207ZM251 95H250V94ZM252 93H254V95L252 94ZM10 94V95H9ZM23 94V95H22ZM61 94V95H60ZM91 94H92V96H91ZM103 94H105L106 96H108V97H105V95H103ZM114 94V95H113ZM121 94V95H120ZM127 96H126V95ZM131 94V95H130ZM141 94H143V93H141ZM145 94V93H144ZM181 94H183V95H181ZM244 94V95H243ZM6 95H8V97L6 96ZM15 95H16V98H14L15 97ZM18 95H20V96H18ZM47 95V96H46ZM56 95V96H55ZM84 95V96H83ZM112 95H113V97H112ZM129 95V96H128ZM136 95V94H135ZM172 95V96H171ZM253 95V96H252ZM13 96V97H12ZM21 96H23V97H21ZM58 96V97H57ZM61 96H62V98H61ZM90 96V97H89ZM147 95H143V97H144V99H146L147 97H146ZM175 96H177V97H175ZM202 97V98H200V97ZM12 97V98H11ZM51 99H50V98ZM54 97V99H52ZM96 97H97V99H96ZM115 97V98H114ZM129 97V98H128ZM132 97V98H131ZM146 97V98H145ZM199 97V98H198ZM244 97V98H243ZM6 98H8V99H6ZM11 98V99H10ZM31 98H33V99H31ZM49 98V99H48ZM135 98V99H134ZM137 98V99H136ZM139 98V99H138ZM0 99V100H1ZM22 99V100H21ZM45 99V100H44ZM47 99V100H46ZM94 99V100H93ZM143 98L141 99V100H144ZM29 100V101H28ZM56 100H57V102H58V100H62V101H60V102H58L57 104L58 105H56L55 103H54V101L56 102ZM73 100H71L72 102H75V100L73 101ZM87 100V101H86ZM93 100V101H92ZM113 100V101H112ZM117 100V101H116ZM10 103H9V102ZM53 101V102H52ZM70 99H69V104H70ZM82 101V100H81ZM130 101H131V103H130ZM133 101V102H132ZM157 101L159 102L160 101V99H158V100H156L155 101V103H157ZM17 102V103H16ZM30 102H31V104H30ZM34 102V103H33ZM83 102V101H82ZM85 102H87V104L85 103ZM13 103V104H12ZM43 103V104H42ZM45 103V104H44ZM53 103V104H52ZM128 103H129V105H128ZM19 104V105H18ZM29 104V105H28ZM37 104V105H36ZM79 104H80V106H79ZM92 104H93V106H94V108H93V106H92ZM109 106H108V105ZM154 104V103H153ZM7 105V106H6ZM35 105V106H34ZM43 105H46V106H43ZM53 105H54V108H52L53 107ZM130 105H133V106H130ZM183 106H184V108H185V105H184V103L182 104ZM32 106V107H31ZM62 106H63V104H62ZM85 107V108H83V107ZM92 106V107H91ZM99 106H102V107H99ZM110 107V109L108 108V107ZM182 106V107H183ZM10 109H9V108ZM99 107V108H98ZM105 107H107V109H109L110 110V112H108V114H110V115H108L109 116V120H110V122H111V119L113 120V119H117L116 121H118V120H120L121 121V123H122V121L124 120V124L123 125H121V126H119V125H117V124H121L120 123V121H119V123H116L115 122V124L114 125H108V122L109 121H107V120H104L106 117H104V118H100L99 116H98V114H100L101 112H99L100 110H102L101 108H105ZM142 108V109H140V108ZM98 109V110H96V109ZM136 108H138V109H136ZM149 108V107H148ZM13 109V110H12ZM18 109H20V110H18ZM41 111H40V110ZM47 109H49L48 111H47ZM52 109V110H51ZM75 109V108H74ZM73 109V110H74ZM81 109V110H82ZM112 109V110H111ZM9 110H11V111H9ZM17 112H16V111ZM43 110V111H42ZM46 110V111H45ZM55 110V111H54ZM70 110H71V112H70ZM95 111V112H93V111ZM134 110V111H133ZM140 110V111H139ZM150 108H149V112H150ZM1 111V110H0ZM14 111H15V113H14ZM51 111V112H50ZM76 111V110H75ZM79 111H77V112H79ZM92 111V112H91ZM97 111V112H96ZM137 111V112H136ZM48 112V113H47ZM69 112V113H68ZM73 112V113H72ZM83 112H84V110H83ZM83 112L82 111H80L79 112V114L80 113H82L83 114ZM148 112V113H149ZM43 113V114H42ZM94 115H93V114ZM98 113V114H97ZM130 113V114H129ZM143 113V114H142ZM154 113H155V111H154ZM157 113V112H156ZM159 113V112H158ZM190 113V112H189ZM22 114V115H21ZM35 114H37L41 119H43L42 121H37L36 122V120H37V115H35ZM48 114V115H47ZM72 114V115H71ZM86 114V113H85ZM96 114V115H95ZM112 114V115H111ZM124 114V115H123ZM132 114V115H131ZM137 114V115H136ZM14 115H16L17 117V119H19V120H17V125L16 124H14L15 122H16V120H15V116ZM33 117H32V116ZM34 115H35V117L36 118H34ZM45 115V116H44ZM59 115H61V113L59 114ZM127 115V116H126ZM129 115H130V117H129ZM10 116V117H9ZM14 116V117H13ZM21 116V117H20ZM41 116H43V117H41ZM95 116V117H94ZM108 116H107V119H108ZM139 116H140V118H139ZM262 116H264V113L262 114ZM71 117V118H70ZM129 117V118H128ZM21 118V119H20ZM32 118H34V119H36V120H34V119H32ZM100 118V119H99ZM128 120H127V119ZM138 118V119H137ZM7 119V120H6ZM10 119L11 120H15V122L14 121H10ZM40 119V120H41ZM68 121H67V120ZM71 119V120H70ZM100 121H99V120ZM104 120V122H103V120ZM123 119V120H122ZM135 119V120H134ZM211 120H213V119H211ZM211 120H208V121H206V123H205V125H210V123H211ZM30 121H32V122H30ZM35 121V122H34ZM99 121V122H98ZM106 121V122H105ZM114 121V120H113ZM127 121V122H126ZM130 121V122H129ZM213 121H215V120H213ZM10 122V123H9ZM12 122H14V123H12ZM25 122V123H24ZM28 122V123H27ZM66 122V123H65ZM36 124V125H34V124ZM72 123H74L73 121H72ZM71 123V124H72ZM19 124V125H18ZM28 124V125H27ZM32 124V125H31ZM95 124V125H94ZM134 126H133V125ZM14 125H15V127H14ZM30 125V126H29ZM8 126V127H7ZM133 126V127H132ZM137 126V127H136ZM96 127V128H95ZM99 129H98V128ZM101 127V128H100ZM117 127H119V129H117ZM135 127V128H134ZM209 127V126H208ZM16 128H18V129H16ZM24 128V129H23ZM121 128V129H120ZM137 128V129H136ZM11 129V130H10ZM28 129V130H27ZM116 129V130H115ZM128 129V130H127ZM130 129V130H129ZM133 129H135L136 131H134ZM3 130V131H2ZM21 130V131H20ZM43 132H42V131ZM50 130V129H49ZM69 130V131H68ZM16 133H15V132ZM24 131H27V132H24ZM50 134H48L47 132ZM127 131V132H126ZM30 132V133H29ZM63 132V133H62ZM133 132H135L134 134H133ZM203 132V133H202ZM201 132V134L200 135H197V134H195L194 136H192V135H190V134H192V133H190L189 131L187 132L188 134L184 137V138H181L179 141V143L181 144L179 147H178V149L177 148H175L176 146L172 143H170L169 144V142H164V144L162 143V144H160V145H162L160 148H161V152H162V154H163V156L164 157H166L167 158V156L169 157V159H175L174 157L177 155V154H182V153H194L195 151H197L198 149H200V148H203L204 146H206L207 145V143H208V141H209V139L207 138V130H206V132H205V130L204 131H202ZM257 132V131H256ZM12 133H14V134H12ZM98 134L97 135V137L96 138H92V137H94L95 135H93V134ZM190 133V134H189ZM19 134V135H18ZM57 134H58V136H57ZM75 134V135H74ZM86 134V135H85ZM92 134V135H91ZM117 134V136H115ZM25 135V136H24ZM28 135V136H27ZM64 135V136H63ZM74 135V136H73ZM120 135V136H119ZM204 135V136H203ZM260 135V136H259ZM7 136H9V137H7ZM23 136V137H22ZM57 137V138H55V137ZM73 136V137H72ZM90 136H92L91 137V139L93 140L94 139V142H93V145H92V155H87L86 153H84V152H82V151H80V152H78L77 151V145H81V143H82V145L83 144H86L87 142L86 141H89L88 139L90 138ZM122 136V137H121ZM257 136V137H256ZM15 137V138H14ZM19 137H20V139H19ZM22 137V138H21ZM87 139H86V138ZM116 139H115V138ZM121 137V138H120ZM255 138V140L256 141H261V143L263 142V139H262V137H263V135L260 133V131L259 132H257V135H256V133H255V136H254ZM46 138V139H45ZM60 138H62V139H60ZM71 138V139H70ZM75 138V139H74ZM113 138V139H112ZM128 138V137H127ZM126 138V139H127ZM199 138V139H198ZM200 138H201V140H200ZM204 138V139H203ZM206 138V139H205ZM256 138H258V139H256ZM264 138V137H263ZM2 139V140H1ZM4 139V140H3ZM7 139V140H6ZM18 139V140H17ZM23 139V140H22ZM27 139V140H26ZM56 139V140H55ZM84 139V140H83ZM104 139V140H103ZM184 139V140H183ZM203 139V140H202ZM15 140V141H14ZM80 140V141H79ZM91 140V141H92ZM95 140H96V142H95ZM112 140H114V141H112ZM197 140V141H196ZM18 141V142H17ZM102 141V142H101ZM185 141V144H182L183 142ZM12 142V143H11ZM57 142V143H58ZM59 142V143H60ZM99 142V143H98ZM105 142H106V144H105ZM138 142H140V141H138ZM182 142V143H181ZM201 142V144H199ZM19 143V144H18ZM78 143V144H77ZM96 143V144H95ZM101 143V144H100ZM103 143V144H102ZM111 143V144H110ZM157 143V142H156ZM168 143V144H167ZM191 143V145H189ZM197 143H198V145H197ZM264 143V142H263ZM262 143V144H263ZM12 144V145H11ZM109 144V145H108ZM206 144V145H205ZM4 145V146H3ZM24 145H26V146H24ZM31 145V146H30ZM99 145V146H98ZM101 145V146H100ZM106 145V146H105ZM123 145V144H122ZM148 145L150 146L151 145V142H147L145 145H144V148L142 147V149H146V148H148ZM153 145H155L154 143H153ZM167 145V146H166ZM171 145V146H170ZM184 145H185V147H184ZM199 145H200V147H199ZM202 145H204V146H202ZM6 146V147H5ZM29 146L31 147V149H29ZM105 146V147H104ZM110 146V147H109ZM182 146V147H181ZM188 146V147H187ZM25 147V148H24ZM33 147V148H32ZM108 147V148H107ZM137 147V148H136ZM197 147V148H196ZM11 148V149H10ZM26 148H28V149H26ZM95 148V149H94ZM99 148V149H98ZM102 148H105V149H108V150H110V151H105V149H102ZM109 148H112V150L111 149H109ZM163 148V149H162ZM182 148H183V150H182ZM188 148V149H187ZM23 151H22V150ZM67 150V152H69L70 150L68 149V148H66ZM102 149V150H101ZM114 149V150H113ZM129 149V150H128ZM173 149H174V151H173ZM34 150V151H33ZM38 150V149H37ZM47 150V151H46ZM123 150V151H122ZM148 150V149H147ZM163 150V151H162ZM12 151V152H11ZM26 151V153H24ZM28 151V152H27ZM99 151H101V152H103L104 151V153H106L107 152V155L109 154V156H111V158H113V160H111V161H109L110 162V164H109V162L107 161V159L104 157V158H102L99 154L101 153V152H99ZM125 151V152H124ZM127 151V152H126ZM131 151V152H130ZM177 151H179V152H177ZM11 154H10V153ZM75 152V153H74ZM112 152V153H111ZM115 152V153H114ZM119 152V153H118ZM121 152H123V153H121ZM175 154H174V153ZM12 153H14L13 155H12ZM80 153V154H79ZM126 153H128V155L126 154ZM173 153V154H172ZM20 154V155H19ZM31 154V155H30ZM42 154V155H41ZM85 154V155H84ZM126 155L125 157H124V155ZM27 155V156H26ZM33 155H34V157H33ZM39 157L40 158V160H43V163H41V165H40V168H36L35 166H33L34 164H32V163H37V167H39L38 166V162H36V161H33V159L36 157ZM44 155H45V157H44ZM75 155H76V157H75ZM87 155V156H86ZM95 155H97V156H95ZM106 155V154H105ZM119 155V156H118ZM121 155V156H120ZM171 155V156H170ZM47 156H48V158H47ZM72 156V157H71ZM78 156V157H77ZM86 156V157H85ZM133 156V155H132ZM174 156V157H173ZM178 156V155H177ZM9 157V158H8ZM12 157V158H11ZM29 157H30V159H29ZM33 159H32V158ZM35 158V159H38V158ZM43 159H42V158ZM70 157V158H69ZM84 157V158H83ZM92 157H95V158H92ZM97 157V158H96ZM122 157V158H121ZM19 158V159H18ZM46 158V162L44 161V159ZM50 158V159H49ZM99 158V159H98ZM100 158H102V159H100ZM129 158V157H128ZM13 161H12V160ZM65 159V158H64ZM63 159V160H64ZM70 159V160H69ZM80 159V160H79ZM83 159V160H82ZM89 159V160H88ZM211 159V158H210ZM210 159H207V161H206V163H205V165L203 164V166H205V167H203L202 165V167L200 166L199 168L195 165V167H194V165L193 164H195L194 163V161L192 162L191 160H187V159H185L184 161L185 162H183V165L185 166H187V171H186V173L187 172H189V173H187V178L189 179V180H197V178H201V181L202 182H207V186L208 187H213V186H222V184H224V180L226 179V182L227 181H232L231 179H234L235 177L233 176V174L232 173H229V171H230V169H225L226 170V174L224 175V174H222V173H215L216 171H214L215 169H213L212 168V166H211V164H209V161H210ZM9 162H8V161ZM39 160V159H38ZM52 160V161H51ZM63 160H61V162L63 161ZM92 160H94V161H96L95 163H90V165L88 166L87 165V163H89L88 161H92ZM101 160V161H100ZM106 161V162H104V161ZM123 160V161H122ZM60 161V160H59ZM66 161V162H67ZM81 163H80V162ZM83 161V162H82ZM113 161H114V164H115V166L117 167V169H116V167L114 166V164H113ZM115 161H117V162H115ZM187 161V162H186ZM18 162V163H17ZM40 162V161H39ZM45 162V163H44ZM48 162H49V164H48ZM112 162V163H111ZM120 162V163H119ZM189 162V163H188ZM9 163H11V164H9ZM20 163V165L21 166H19V165H17V164H19ZM76 163V164H75ZM78 163V164H77ZM106 163V164H105ZM185 163V164H184ZM12 164H16V166H15V168H17L18 166V168L17 169H13V170H11L12 168H14V166H12ZM22 164H24V165H22ZM32 164V165H31ZM49 165V168H48V165ZM104 164V166H106L107 164V166H106V170L103 168V165ZM121 164H123V166L121 167V168H119L120 167V165ZM43 165V167L41 168V166ZM110 165V166H109ZM206 165H208V167L206 166ZM5 166V167H4ZM24 168H23V167ZM28 166V167H27ZM47 166V167H46ZM96 166V167H95ZM185 166V167H186ZM10 167V168H9ZM30 167V169H28ZM114 169H113V168ZM193 167V168H192ZM4 168H6V169H4ZM32 168V169H31ZM91 168V169H90ZM94 168V169H93ZM99 168V169H98ZM101 168V169H100ZM102 168H103V170H102ZM110 168H112V170L110 169ZM195 168H197V169H195ZM22 169V170H21ZM27 169V170H26ZM34 169V170H33ZM41 169V170H40ZM50 169H51V171H50ZM84 169V170H83ZM88 169H89V171H88ZM192 169V170H191ZM193 169H194V171H193ZM207 169H208V172H207ZM21 170V171H20ZM33 170V171H32ZM58 170V171H57ZM82 170V171H81ZM229 170V171H228ZM18 171V172H17ZM25 171H26V174H25ZM37 171H39V173L37 172ZM95 171H96V173H95ZM100 171H103V172H105V173H101ZM196 171V172H195ZM10 172V173H9ZM21 172H23V174L21 173ZM31 172V173H30ZM33 172V173H32ZM51 172H52V174H51ZM60 172V171H59ZM100 172V173H99ZM113 172V173H112ZM198 172V173H197ZM6 173V174H5ZM20 173V174H19ZM44 173H46V174H44ZM48 173V174H47ZM87 173L89 174V175H87ZM91 173V174H90ZM99 173V174H98ZM110 173V174H109ZM194 173V174H193ZM205 173H207V174H205ZM13 174V175H12ZM55 176H54V175ZM67 174V175H66ZM93 174V175H92ZM203 174V175H202ZM213 174V175H212ZM215 174V175H214ZM218 174V175H217ZM222 174V175H221ZM2 175V176H1ZM5 175V176H4ZM37 175V176H36ZM97 175H99V177L97 176ZM193 175H195L196 176V178L194 179V177L195 176H193ZM200 175V176H199ZM209 175V176H208ZM7 176H9V179H8V177ZM22 176V177H21ZM33 176V177H32ZM45 176V177H44ZM83 176V177H84ZM94 176H96V178L94 177ZM101 176H103V177H101ZM197 176H199V177H197ZM206 176V177H205ZM208 176V177H207ZM223 176V177H222ZM231 176V177H230ZM3 177V178H2ZM24 177V178H23ZM30 179H29V178ZM56 177V178H55ZM71 177H73V178H71ZM89 177H91V178H89ZM93 177V178H92ZM107 177V178H106ZM215 177V178H214ZM37 180H36V179ZM41 178H44V179H41ZM49 178V179H48ZM64 178V179H63ZM207 178V179H206ZM231 178V179H230ZM41 179V180H40ZM46 179V180H45ZM53 179V180H52ZM61 179H62V181H63V183H62V181H61ZM69 179V180H68ZM230 179V180H229ZM36 180V182L34 183V181ZM40 180V181H39ZM60 180V181H59ZM189 180H188V182H189ZM223 180V181H222ZM31 181V182H30ZM41 181H43V182H41ZM68 183H66V182ZM71 181V182H70ZM28 182H30V183H28ZM41 182V183H40ZM49 182V183H48ZM51 182V183H50ZM54 182V183H53ZM60 182V183H59ZM94 182H92V183H94ZM213 182V183H212ZM219 182H220V184H219ZM225 182V183H226ZM29 184H31V185H33V187L31 186V188L32 189H30V186H29V190L30 191H32V190H38L37 192L35 191V194L37 193V195H30L29 193V191H28V185ZM45 184V185H44ZM64 184V185H63ZM72 184V186H70ZM139 185V184H138ZM138 185H137V187H138ZM211 185V186H210ZM228 185V184H227ZM36 186L40 189H38V188H36ZM40 186V187H39ZM46 186V187H45ZM51 186V187H50ZM64 186V187H63ZM69 187H72V188H69ZM112 187V186H111ZM8 188H10V189H8ZM12 188H14V190H16V192H18V193H16ZM34 188V189H33ZM44 189V191L46 192V190H47V193L49 194V191H50V193L51 194H49L50 195V197H49V199H48V197H46L45 196V194H44V192H43V189ZM47 188H49V189H47ZM52 188V189H51ZM65 188V189H64ZM110 187H108L107 189H109ZM71 189H72V192H71ZM112 191H113V189L112 188H110ZM109 189V191H111ZM258 190H264V188H257ZM9 190V191H8ZM52 190V191H51ZM64 190H66V191H64ZM43 193H42V192ZM56 191V192H55ZM138 191V190H137ZM137 191H136V193L135 194H133V199L132 200H130L129 199V197H127V199L129 200H126L125 202V204L124 203H122V201H123V198L119 201V204L118 205H116V203H115V205H116V207H120L121 208V206L122 207H124V209L126 208L127 210H129L131 207L130 206H132L133 205V207H137L138 205L140 206V207H143L144 205L146 206H144L145 207V209H144V207H143V211H145L146 210V208H147V214H149V213H152V215L154 214V216L152 217L153 219H155L156 220V218L158 219L159 218V216L161 215L164 219H166V220H168L169 219V221H172L173 223H177V224H180V222L182 223V222H184V221H187V219H189V217H187V215H189L192 211H193V209H192V207H190L191 205L193 206L194 205V201H190L191 199H189V201L187 200L186 202H185V200H182V199H180V198H175L176 200H177V202H175L176 200L174 199L172 202L171 201H163L162 203L161 202H159L157 199L156 200H147L146 198H145V200L144 199H142L143 201H141L140 200V193L139 192H141V191H138V193H137ZM12 192V193H11ZM16 193V194H14V193ZM34 191H32L31 193H33ZM40 193V195H41V193L42 194H44L43 195V197H44V200L43 201H41V199H42V195L40 196L39 195V193ZM79 192V191H78ZM118 192V195H120L119 194V192L120 193H124V191H117ZM27 193V194H26ZM61 193V194H60ZM111 194V192H108V194ZM121 194V196L123 197V195L125 194ZM190 194H191V191L189 192ZM34 194V193H33ZM109 194V195H110ZM117 194V193H116ZM114 195V196H117V195ZM23 195V196H22ZM28 195H30V200L28 201ZM39 195V196H38ZM48 195V196H49ZM56 195V196H55ZM59 195V196H58ZM19 196V197H18ZM22 196V197H21ZM24 196H25V198H26V200H25V198H24ZM31 196H33L32 197V199L33 200H35V203H34V201L31 199ZM35 196L37 197L36 199L38 200H40V201H37L36 202V199H35ZM120 196V197H121ZM126 196H128L127 194H126ZM126 196H125V198H124V200L126 199ZM139 196V197H138ZM39 197H41V198H39ZM59 197V198H58ZM62 197V198H61ZM112 197H113V195H112ZM117 197H119V196H117ZM114 198L115 200H117L118 198ZM119 197V198H120ZM135 197V198H134ZM15 198V200L17 201V200H19L20 202H11V201H13V199ZM16 198H18V199H16ZM58 198V199H57ZM22 199V200H21ZM24 199V200H23ZM46 199V200H45ZM51 199H53V200H51ZM179 199V200H178ZM11 200V201H10ZM14 200V201H15ZM55 200V201H54ZM119 200V199H118ZM118 200L116 201V202H118ZM5 201V202H4ZM23 201V202H22ZM28 202V203H25V202ZM31 201V202H30ZM128 201V202H127ZM134 201V202H133ZM137 201V202H136ZM145 201V202H144ZM146 201H148V202H146ZM150 201V202H149ZM157 201H158V203H157ZM181 201H183V202H181ZM262 201V202H261ZM264 198H261V199H259V204H263L264 205ZM3 202L5 203V205L3 204ZM30 202V203H29ZM40 204H39V203ZM124 202V201H123ZM132 202V203H131ZM175 202V203H174ZM188 202V203H187ZM191 202V203H190ZM9 203V204H8ZM16 203H18V204H16ZM25 203V204H24ZM57 203V204H56ZM60 203V204H59ZM129 203L131 204V205H129ZM138 203V204H137ZM155 203V204H154ZM161 203V204H160ZM164 203V204H163ZM165 203H166V205H165ZM179 203V204H178ZM180 203H182V205H183V203H185L183 206H181L180 205ZM193 203V204H192ZM11 204H12V206H11ZM15 204V205H14ZM36 204V205H35ZM52 204V205H51ZM124 204V205H123ZM137 204V205H136ZM163 204V205H162ZM171 204L173 205V206H171ZM174 204H177L176 206H177V208H180L181 209V212L180 213H178V215H176L175 214V212L174 211H172L171 209L172 208H176V206L174 205ZM25 205V206H24ZM29 205V206H28ZM31 205V206H30ZM39 205V206H38ZM41 205H44V206H41ZM163 206V208H162V206ZM180 205V206H179ZM190 205V206H189ZM11 206V207H10ZM40 206H41V208H40ZM63 206V205H62ZM168 206V207H167ZM171 206V207H170ZM175 206V207H174ZM179 206V207H178ZM4 207V208H3ZM14 207V208H13ZM34 207V208H33ZM48 207V208H47ZM51 207V208H50ZM54 207V208H53ZM116 207H115V209H116ZM119 207H118V210H119ZM128 207H130V208H128ZM150 207V208H149ZM29 208V209H28ZM157 208V209H156ZM159 208V209H158ZM162 208V209H161ZM4 209V210H3ZM55 209V210H54ZM122 209V208H121ZM120 209V210H121ZM168 209V210H167ZM182 209H184V210H182ZM185 209H187V210H185ZM188 209H189V211H188ZM13 210V212L11 213V211ZM18 210H19V212H18ZM28 210V211H27ZM33 210V211H32ZM43 210V211H42ZM117 210V209H116ZM126 210V211H127ZM131 210V209H130ZM191 210V211H190ZM5 211V212H4ZM7 211H8V213H7ZM26 211V212H25ZM30 211V212H29ZM36 211H37V213H36ZM45 211V212H44ZM56 211V212H55ZM35 212V213H34ZM42 212V213H41ZM129 212V211H128ZM149 212V213H148ZM158 212H159V214H158ZM161 212V213H160ZM189 212V213H188ZM10 213V214H9ZM23 213V214H22ZM26 213V214H25ZM29 213V214H28ZM59 213V214H58ZM167 213H170V215L169 214H167ZM185 213H186V215H185ZM262 214L260 215V217H261V221H258L259 220V218H258V220H257V222H259L258 224H259V228L262 230H264V210L261 212ZM20 214V215H19ZM54 214V215H53ZM90 215H91V213H89ZM158 214V215H157ZM164 214H166V215H164ZM182 215V217H180L181 215ZM42 215V216H41ZM63 215V216H62ZM151 215V214H150ZM151 215V216H152ZM172 215H174L173 217H172ZM176 215V216H175ZM180 215V216H179ZM183 215H184V217H183ZM15 216V217H14ZM20 216V217H19ZM29 216V217H28ZM58 216H61L60 218L58 217ZM93 216V215H92ZM166 216H168V217H166ZM11 217V218H10ZM40 217H41V219H40ZM56 217L57 218H59V219H56ZM87 217H89V215H87ZM174 217H175V219H174ZM186 217V218H185ZM15 218H17V219H15ZM18 218L20 219V220H18ZM23 218H25V219H23ZM46 218V219H45ZM49 218V219H48ZM186 220H185V219ZM56 219V220H55ZM89 219H90V217H89ZM91 219H92V217H91ZM88 220V218H87V220H88V222L90 223V227H91V223L92 222H90V221H92V220ZM181 221H180V220ZM183 219H184V221H183ZM263 219V220H262ZM45 220V221H44ZM49 220V221H48ZM54 220V221H53ZM59 220V221H58ZM62 220V221H61ZM1 221H2V223H1ZM13 221V222H12ZM57 221V222H56ZM17 222V223H16ZM39 222V223H38ZM54 222V223H53ZM6 223V224H5ZM27 223V224H26ZM45 223V224H44ZM57 223V224H56ZM89 223H87L86 222V224H89ZM43 224V225H42ZM49 224V225H48ZM50 224H51V226H50ZM93 224V223H92ZM125 224V223H124ZM119 225V227H115V228H113V230H110V232L112 233L111 234V236H110V242L111 243H113L114 245H124V244H127V242L129 241V239L127 238V236L129 235L128 233H125V229H127L126 228V224L125 225ZM40 227H39V226ZM55 225V226H54ZM8 226V227H7ZM33 226V227H32ZM43 226V227H42ZM59 226V227H58ZM48 227V228H47ZM56 227V228H55ZM143 227V226H142ZM141 227V229H140V237H145V238H149L148 236H150V232L148 233L147 232V230H142L143 228ZM145 227V226H144ZM38 229H40V230H38ZM53 229V230H52ZM10 230V231H9ZM41 230H42V232H41ZM44 230V231H43ZM216 230V229H215ZM214 229H212L211 230V233L206 237V242H208V240H209V242L208 243H212V242H214L215 240L214 239H216V236L218 235V236H220V234H221V237L222 238H224V239H227L228 238V235H227V233L226 232H224L223 233V231H221V232H219V231H215ZM115 231V232H114ZM212 231L214 232V234L212 233ZM29 232L31 233V234H29ZM40 232V233H39ZM115 234H114V233ZM144 232H146V233H144ZM216 232H217V234H216ZM44 233V234H43ZM60 233V232H59ZM152 233V232H151ZM159 233V232H158ZM161 233V236H162V238L161 239H163V236H166L165 234H163L162 232H160ZM219 233V234H218ZM29 234V235H28ZM117 234H119V235H117ZM126 234H128V235H126ZM143 234V235H142ZM146 234V235H145ZM212 234V235H211ZM53 235V236H52ZM216 235V236H215ZM223 235H224V237H223ZM45 236V237H44ZM47 236V237H46ZM123 236H124V238H123ZM129 236H131V235H129ZM128 236V237H129ZM213 236H214V238H213ZM28 237V238H27ZM31 237V238H30ZM50 237H57L56 238V240H55V238H50ZM113 237V238H112ZM211 237V238H210ZM21 238V239H20ZM129 238H132V240H133V236H131V237H129ZM159 238H160V236H159ZM23 239V240H22ZM30 239V240H29ZM58 239V240H57ZM118 239V240H117ZM124 239V240H123ZM15 240V241H14ZM21 240V241H20ZM26 240V241H25ZM50 240H52V241H50ZM54 240V241H53ZM131 240V241H132ZM134 240H137V239H134ZM134 240H133V242H134ZM212 240H214V241H212ZM13 241V242H12ZM31 241V242H30ZM36 241V242H35ZM57 241V242H56ZM86 241V240H85ZM113 241H115V242H113ZM122 241V242H121ZM212 241V242H211ZM33 242V243H32ZM50 242V243H49ZM133 242H132V244H133ZM16 245H15V244ZM30 243V244H29ZM45 243V244H44ZM120 243V244H119ZM129 243H130V241L128 242V245H129ZM24 246H23V245ZM56 244L58 245V248H57V246H56ZM39 245V246H38ZM41 245V246H40ZM84 245H86V247L87 248H85L86 250L84 251V253H86V254H90L91 252H90V247L83 241V243H82V246L84 247ZM131 245V244H130ZM14 246V247H13ZM54 246H56V247H54ZM25 247H27L26 248V250H25ZM51 247H53V248H51ZM50 248V249H49ZM55 248V249H54ZM12 249V250H11ZM49 251H48V250ZM52 249V250H51ZM19 250V251H18ZM28 250V251H27ZM40 250V251H39ZM53 250H55V251H53ZM88 250V251H87ZM12 251V252H11ZM21 251V252H20ZM39 251V252H38ZM52 251V252H51ZM129 251V250H128ZM262 251H264V250H262ZM24 252V253H23ZM27 252V253H26ZM32 252V253H31ZM33 252H35V253H33ZM66 252V251H65ZM88 252V253H87ZM101 251H99L98 252V255L97 254H94L93 255V257L91 256V257H89V256H87V264H114V262H115V256L114 255H112L113 257H109L107 254H106V252L105 251H102L101 253H100ZM105 252V253H104ZM22 253H23V255H22ZM38 253V254H37ZM56 255H55V254ZM58 253V254H57ZM123 253V252H122ZM121 253V254H122ZM128 253V252H127ZM18 254H20V255H18ZM46 254V255H45ZM49 254L51 255V256H49ZM104 254V255H103ZM126 253H124L123 255H124V257L126 256L125 255ZM129 254V253H128ZM16 255H18V257H15ZM21 255L23 256V257H21ZM35 257H34V256ZM115 255H117V254H115ZM26 256V257H25ZM31 256H32V258H31ZM60 256V255H59ZM97 256V258H95ZM121 256V255H120ZM128 256V255H127ZM126 256V257H127ZM25 257V258H24ZM63 257V256H62ZM99 257V258H98ZM117 257H118V255H117ZM117 257H116V259H117ZM123 257V256H122ZM121 257V258H122ZM129 257V256H128ZM127 257V258H128ZM15 258V259H14ZM42 258V259H41ZM108 258V259H107ZM62 259V260H61ZM102 259V260H101ZM225 259V261H226V263L227 264H233L234 262H233V260H232V258H230V257H225L224 258ZM231 259V260H230ZM16 260H18V261H16ZM32 260H35V261H32ZM92 260V261H91ZM100 260V261H99ZM125 260V262H126V259L124 258L123 259V261ZM229 260H230V263H229ZM118 261L120 262V259L118 258ZM122 261V260H121ZM122 261V262H123ZM223 261V260H222ZM228 261V262H227ZM13 262V263H12ZM24 262H22L21 264H25ZM30 262H28V263H30ZM47 262V263H46ZM103 262V263H102ZM113 262V263H112ZM125 262H123V263H125ZM30 263V264H31ZM123 263H121V264H123ZM62 264H65V261L64 262H62ZM115 264H117V263H115ZM119 264V263H118Z\"/></svg>",
  "mask_w": 264,
  "mask_h": 264
}]
</instances>
